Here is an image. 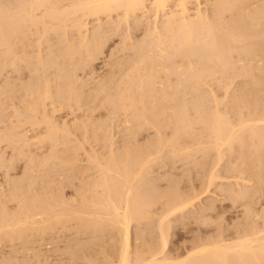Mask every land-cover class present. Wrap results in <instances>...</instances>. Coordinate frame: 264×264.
Returning <instances> with one entry per match:
<instances>
[{
	"label": "rangeland",
	"instance_id": "obj_1",
	"mask_svg": "<svg viewBox=\"0 0 264 264\" xmlns=\"http://www.w3.org/2000/svg\"><path fill=\"white\" fill-rule=\"evenodd\" d=\"M3 0H0V7H2V3H3V6H7V5H9V7H11V6H15V4H14V2L16 3L17 2V0L15 1H13V0H4L3 2H2ZM9 1H11L12 3L10 4V2ZM64 1L65 0H63V2H61V3H64ZM152 0H148V5L150 4L149 2H151ZM173 1V0H172ZM192 1V2H191ZM209 1V2H208ZM197 0V2L194 0H190V2H191V4H189V5H191V7H192V3H193V7L192 8H200V9H202V11H204L205 10V12L204 13H208L209 14V11L210 12H212L210 9H212V1H214V0ZM8 2H9V4H8ZM66 2V1H65ZM196 2V3H195ZM210 2H211V4H210ZM6 3V4H5ZM18 3H19V0H18ZM17 3V4H18ZM175 3V0L172 2V4L171 3H169L170 4V6L171 5H175L174 4ZM13 4V5H12ZM66 4V3H65ZM146 4V5H147ZM151 4H152V2H151ZM150 4V5H151ZM196 4H199V7H198V5H196ZM208 4V5H207ZM210 4V5H209ZM13 6V7H14ZM169 6V7H170ZM8 8V7H7ZM194 9H192L193 11H194ZM197 9H195V10H197ZM209 10V11H208ZM193 11H192V13H193ZM207 11V12H206ZM41 12H39L38 14L39 15H41L40 14ZM119 13V14H118ZM118 13H116V12H114V14H113V12H112V14L108 17V16H106V18H105V16H103V15H99L100 16V18H101V22H100V19L98 20L97 19V16L96 17H94V19L92 18V17H89V18H84L82 21H85V22H90L92 25H90L89 24V26H91V27H89V28H91V30L94 28V25H97L96 23H98L97 22V20L100 22V23H98V24H101V28H102V30H103V35H102V37H103V44H101L99 47H93V49H96V50H94L93 51V49H92V51L91 52H85L84 53V51L83 50H81V53H76L77 55H75V56H77L76 57V59L73 61V60H71V57H70V60L71 61H69V57L67 58V57H65L64 56V58H67L66 60L67 61H69L68 63H67V61L64 59V58H62V61H63V63H62V61H61V58H59V62H61L60 63V65H57V67L56 66H52V68H50L51 66H49L50 65V63H49V65H48V63L47 62H50V61H52L53 59H51V58H53V57H55L56 56V54H53L52 56L53 57H51L50 56V61H47L46 59H44V58H46L45 56H47V59L49 60V58H48V51H50L49 49H53L52 51L53 52H51V53H58V52H60V54H62L61 53V49H62V51H64V49H65V51H66V48L68 47V45L66 46V44L64 43L65 41H67L68 43L70 42V37L72 36H70V37H68L69 39V41L66 39V38H64V34L63 33H60V32H62V31H60V32H58L59 33V35H57V34H53L52 32H50V30H49V28H53V30L55 31V25L52 27V26H50L49 27V25L48 24H50L48 21H47V19H45L44 20V22H43V25H45V21H47V23H46V25L45 26H47V29H46V27H45V29H46V33H43V31H44V26H43V29L41 28L42 26H41V22H38L40 25H36L35 27H36V30L38 29V31H39V34L37 35V32L38 31H36V30H34V25H32L31 27V30H30V32L29 31H27L26 29H25V32L27 33V35L25 34V38L23 37V35H20V37H22V39L20 40L19 38L20 37H18V39L20 40H18L17 39V41L18 42H16V40H14L15 41V43L13 44V47H15V50H14V48L12 47V50L14 51V52H16V54L12 51V50H9V52H11L12 51V53L13 54H15V56L17 55V56H19V59H20V61H21V63H19L20 61H19V59H18V57H17V59L15 60V62L17 61H19L18 63L16 62V64H19L18 65V67H17V65H15L16 67H13L14 65H12L13 63H11V66H9L8 64H10L7 60H9V59H7V57L8 56H6V54L5 53H7V52H5V50H4V55L2 56L1 55V52L3 51V48L5 47H1L2 48V51L0 50V58L2 59V57H3V59H5L4 60V62L5 61H7V63L5 64V65H8V66H5V67H2V64L3 63H1L0 65V69H1V67H2V69L0 70V206H1V208L2 209H0V215H2V214H5V211H6V213L8 212V210H9V214L11 213V216H10V219L11 220H13L14 218V216L12 217V215H14L16 212V216H17V214H18V212H20L22 209H20V208H22V206L24 207V208H26V206H27V203H31V204H33L34 203V205L36 206H34L35 208V210H37L36 211V214H37V217H36V215H33V216H35L37 219H39V220H42V219H40V218H38V217H42L43 215H44V217H45V213H43V215L41 216V215H39L41 212H43L44 211V209H46L47 207V205H48V201H49V203L52 201L53 202V200L54 201H57V199L55 200L54 199V197H56L57 198V195H58V199L60 200L59 201V203H61V200L64 202V204L66 203V204H68V205H66V206H70V207H72L69 211H72L73 209V212H75V211H77V212H75L76 214H71L70 212H67V214H69V216L70 215H72V218H70V217H68V219L70 218V220H67V219H64V220H62V222L64 223L65 222V224L63 225V223L61 222V223H58L57 224V222H56V225H54L53 224V226H57L56 228L54 227V229L52 228V226H48V225H46L45 226V224L43 225H41V224H38V225H35V226H32L34 229L29 233V231H27L28 233H26V235H24L25 237H26V239L25 238H21V240H23L22 242H21V240L20 239H18V237H13L14 239H16L15 241H13V238L11 237V238H9V239H6V237L4 238L2 235V237L0 238L1 240V242H0V264H92V262H93V260L95 261V259H97L95 262H97L96 264H100V263H105V261H106V259H104V256H106L107 258H108V255H110L111 253V255L109 256V259H107V261H106V263L108 262V261H110V259L111 258H115L114 257V255H118V253L120 252L119 250H120V248H121V244H122V241L121 240H119V239H121V238H119V237H121V235H118L120 232V230H118V228L120 229V227L119 226H116V227H114V224H113V222H112V220H111V222L108 220V219H106V217L104 216V215H106V214H102V211L105 209V205H104V208H103V210H101L102 209V207H101V209H100V211H101V213H100V211L98 212L97 210L99 209H97V208H94V206L92 205V207H90L91 205L89 204L88 206L89 207H85V205L89 202L90 203V200H88V201H86L87 203H85L84 201L85 200H87L88 198L89 199H93V200H91V201H93V204L95 203V202H97V201H94V200H97V199H99L100 200V202L101 201H104L105 200V196H107V195H112L113 194V192H111L110 190L111 189H113L114 190V196L115 197H113V195H112V197L110 198V195L108 196V197H106V202H107V198L108 199H112V201H113V199H114V201L115 202H118V201H116L117 199H119V198H117L116 196H117V194L116 193H120V189L122 188V187H120V185L121 186H123L124 185V182L125 181H122L123 180V178L122 177H124V180H126L127 181V178H129V177H127L126 178V176H125V174L126 173H124V172H127V173H129L130 174V171H131V167L132 166H137V163L140 165V163L143 165H141V167L144 169H142V171L143 172H140L141 174H142V176L143 175H145V178H144V176L142 177L143 179H142V181L141 180H138L139 178L138 177H136V179L138 180V182H137V180L135 179V181H136V183L134 182V183H132V185L133 184H135L134 186H132L133 188H134V190L138 187H142V189L145 187V188H147V187H150V188H147L148 190H145V188H144V190H142L141 189V187H140V189L138 190L139 191V193L136 191H134V193H137V194H140L141 193V191L140 190H142V191H146V192H148L149 190V192L150 193H152L151 195L149 194H145L146 196H147V198L148 199H145V198H140L137 194L136 195H134V197L136 196L137 198H138V200L137 199H134V197L132 196V194H131V196H132V198L134 199V200H136L137 202L139 201V198H140V200L142 199V203L144 204L145 202L143 201V199L144 200H149V202H150V200H152L153 201V203L151 204V202H150V204L149 203H145V207H147L146 205H150V207L148 206L145 210H143V207L144 206H141V207H138L140 204H141V202H140V204H139V202H138V208L137 209H139V208H141V210H143L142 211V213L140 214L139 212H138V214L137 215H135L134 216V218H133V220L131 221V226H130V242L132 243L131 244V247L132 246H134L133 247V249H131L132 251L133 250H137V248L140 250V251H143V249L145 248V246H147V244L148 245H151V244H149V243H156V245H158L159 246V244H160V240H162V239H160V235H161V233H160V231H158V229H159V221L161 220L160 219V217L161 216H163L162 214H165V211L167 212V209H165V207L167 208V205H165L166 203H164L165 201L166 202H170L171 204H173L172 203V201H174L175 203L177 202V200H178V197H179V200H180V198H181V196H182V201H187V199H188V201H190L189 200V196H186V195H190V198H191V201L193 202V203H195L193 206H192V208H190L189 206V208L191 209H189L188 207V211H181L180 213H179V211L178 212H175V214H173V215H171L170 217H167V219L165 220V222H167V220H168V225L167 226H169V231H168V229H167V231H168V233H167V231H164V232H166L165 233V237H166V235L168 236V252L167 253H170L171 251L170 250H173L174 252H175V249L177 250H179V252L181 251V249H183V251L185 250V249H188V251H189V249L192 247V245L193 246H195V247H197L198 245L200 246V245H206V244H209V243H223V241H224V243L225 242H232L233 240H236L237 238H239V237H242L241 235H243V236H245L246 235V233L247 232H250L251 234H254L255 232H258L261 228H264V167H262V166H260L259 168H263V170H262V172H261V169H256V168H254V166H257V168H258V165H257V163L258 164H261L260 162H259V157L258 158H256V156H254V154H253V157L252 158H256L257 160H258V162L254 159V160H252V161H256L257 163H255V162H252V164L253 163H255L256 165H254L253 167L251 166V164H250V162L251 161H249V163L247 164V162H246V164H247V166L245 165V164H243L242 163V160H241V158L240 159H238V157L236 158V156H237V154L239 155V153H240V157H242V156H245L246 154L245 153H247V155L249 156V154H248V150L246 151L245 149H246V147H247V149H248V147L250 148V147H252L251 145H252V143H257V141H255L257 138H252V136H251V138H249V136L248 137H244L242 134V137H244V139L245 140H248L249 139V141L250 142H245V144H246V147H244L243 146V148H239L238 149V147H237V149H236V145H237V143L236 142H234V144L236 143V145L234 146V144H233V146H234V148H233V146H232V148H231V152L228 150H226L225 151V148L227 147V146H225V148L223 149H221V151H223L222 153H220V155L219 156H217L218 155V153L220 152V150H219V152H216L215 150L216 149H214L213 150V152L212 151H208V154H207V151H206V148H204L207 144H208V141H209V139L207 140V138H208V136H206L207 134L206 133H208V132H206L205 133V131L207 130V129H205V126H201L200 124L202 123V121L200 122L199 120H198V118H200L199 116H200V114H199V116H198V118H197V110L199 111L200 109H201V113H203V111L205 112V115H206V113H213L214 112V109L217 107L216 105H219L220 104V106H219V108H221L220 110H222L221 111V113L223 114V115H221L220 114V110H218V111H215V115L214 114H210L211 115V117L214 115L215 117H217V112H219V114L223 117V116H226V115H228V116H226L227 117V119H228V117L229 116H231V117H229V121L230 122H228V121H226L227 123H228V125H230L231 124V122H233L234 124H232V125H230V126H235V125H237V124H239L240 122L238 121V120H240V118H239V116L241 117L242 115H243V117H241V119L243 118V119H249L248 117H247V114H249V109L247 108V112L245 111L246 110V105L245 104H243V102H241V103H239V104H241V105H239L238 104V106H241L240 107V109H236L237 108V106L235 107V104L237 105V103L239 102V101H237L236 102V97L237 98H239L240 97V95L242 96V95H244V94H242V92L245 90L246 92H248L247 90H248V88L249 87H253L252 88V90L254 89V86H250V85H252V84H249V82L251 83V81H249L248 79H249V76H247V75H245V74H243L242 73V69H239V68H244L243 66H240L241 65V62L239 61V60H237L238 59V57H236V54H237V56H238V52H236V53H234L233 55H234V57H233V59L231 58L229 61H232V63H230V64H234V63H236V65L237 64H239V66L237 65V67H236V65H235V67H234V65H233V67H232V65H228V66H231L230 68L229 67H227V71L228 72H226V73H224L223 74V77H222V74H220V73H217L215 76H214V74H213V76H209L208 78H205L204 79V82H199V79L197 80L198 82H195L194 80H192L193 81V83L192 82H189V81H187V83H192L193 85H194V83H196L195 85L197 86V85H199V84H201L202 83V85H199V86H201V87H192L193 85H190V84H187V83H185V84H187V86H185L184 85V87L185 88H191V89H193V90H189L188 89V91L185 89V88H183L182 87V89H185V91H181L184 95H182V94H180V93H178L179 94V96L180 95H182V97L180 96H178V94H176L177 95V97L178 98H181L180 100H182V101H179L178 99H177V101L179 102V103H181L182 105H184V107H185V104L186 105H188V106H186V107H188V110H187V108H186V110L188 111H186L185 110V115H186V112H187V114L189 115V114H191L194 110L193 109H190V108H195L196 106L195 105H193L192 104V101H193V103L195 104V103H197L196 105H201V104H203V105H201V107H205L204 109L203 108H201V107H199L200 109H198L197 108V110H195V112H196V114H195V112H193L196 116H195V118H194V115H193V121L195 122V120L196 121H199V122H197V124H195L193 121H191V116L192 115H190V116H187L188 117V120H189V118H191L190 119V122H193L194 124H192L191 125V123H190V125H188V127L187 128H189V127H191L192 126V130H194V131H192L191 130V132H192V134L193 135H195V133H197L198 135H199V133H201L200 135H202L201 137H198V138H194L195 140H196V143H198L197 141L198 140H200L201 138L203 139V136H204V138H205V136L207 137L206 138V140H207V142H203V144H202V141H206V140H200L201 141V143L199 142L198 144H196L195 143V141H194V139H193V136H192V134H190L191 132H188L187 130L188 129H186L185 131H183L181 134L183 135L184 133H186V136H188V135H190L189 137H191L192 136V139L190 138V139H188V138H186V136H185V134L183 135V136H185V137H183V139L186 141V142H188V141H192L191 143H193V141H194V144L195 145H201V146H195L194 144H192V145H194V147L196 148V149H199V150H196V152L195 151H191V149L193 148L194 150H195V148L191 145V147L192 148H189L190 146H188V148L190 149V151L189 150H187L188 152H190V153H188L189 155H188V157H187V151H185V152H179V150L180 149H182L183 147L181 146L180 147V149L178 148V146L177 147H175L174 148V145L172 144L171 146H172V149L174 148V149H177L178 148V150L176 151V150H174L176 153H175V156L174 155H172L171 153L172 152H174V151H172V149H171V146L169 145V143H168V145L170 146L169 148H170V154L173 156V157H171V155L170 156H168V151H169V148H168V145L166 146H164L163 148H162V145H160V143H156V146H155V142H157L158 141V139L156 140H154V138H153V136L154 137H156V134H157V132L159 133V128L160 127H162L161 129H162V132H161V129H160V133L159 134H162L163 132H165V133H163V135L161 136V135H159L158 134V138L160 139V140H162V138H164L163 139V142H167L166 141V137H167V135H169L167 138V140L169 141V139L170 140H174L175 138L174 137H172L171 135L173 134V135H175L176 134V132H174V131H176V125L174 124L176 121H178V119L176 120V121H174L173 120V118H178V117H176V116H178V115H175V117H173V115H174V113H178L177 112V110H175L176 108H173V104L172 103H166L167 105L168 104H170V105H168V108H170L171 109V107H172V109H174V111L175 112H173V110L172 111H168V112H170V114L166 111V114H165V116H163V117H160V116H158V115H156L157 117H159L158 119L159 120H157V121H159L158 123H157V121L155 122V120L157 119V118H155V119H153L154 117H156L154 114H152V115H150V116H152L153 117V115H154V117L152 118H150V119H152V123H151V125L153 124V123H156V125L154 126V125H152V126H149V129H148V126L146 125V124H143V123H145V120L143 121L142 119H143V117H135L136 119H138L137 121L135 120V121H133L131 118H133L134 119V116L132 117V116H128L127 114L129 113V111L131 110V109H127V113H126V115H127V117H131L130 119L129 118H127V117H125L126 115L125 114H122V112H124V110H122V112L119 110V114L117 115V116H120V117H117L116 115H115V112L119 109V105H118V101L115 99V98H113V99H115L116 101H114V102H112V103H110L111 101H113V99L111 100V98H109L111 95H110V91H112V92H117L118 90H121L120 89V85H119V83L117 84V81H118V79L120 80V78L122 79V77L120 76V71L122 70V68H124V67H122V68H120L119 67V64L120 63H124V66H126L125 68H124V70L122 71L123 72V75L127 72V74L129 73V72H131V70L132 69H130V67L131 68H133L134 70H132L133 72L132 73H134L135 74V76L136 77H138V75H136L137 73H135V71H137V68H136V70H135V68H134V63L133 62H131V63H133V66H131L132 64H130V61L129 60H131V58H133V56L135 55V54H137V53H135L136 52V50L135 49H137V46H138V44L140 45L141 43L140 42H142V39H143V41H144V39H145V42H146V40L149 42L150 40V38L151 37H149L150 36V34H151V32H150V30H149V27L150 26H153L154 27V18L153 17H151V16H149V15H151V12H150V14L149 13H147V14H149L148 16H149V18L147 19V18H145L144 17V20L141 18V20H139L140 18V16L139 17H136V18H126L125 16H123V13L120 11V12H118ZM121 14V15H120ZM211 14V13H210ZM81 15V14H80ZM106 15V14H105ZM108 15V14H107ZM120 15V16H119ZM227 15V14H226ZM225 15V17H226V19L224 20V21H226L227 19L229 20V13H228V15L226 16ZM123 16V17H122ZM82 17V16H81ZM83 17H85L84 15H83ZM108 17V18H107ZM121 17V19H119ZM124 17H125V19L127 20V21H125V19H124ZM228 17V18H227ZM90 18H92V19H90ZM97 20H96V19ZM105 18V19H104ZM111 20H110V19ZM119 19V20H116V19ZM139 18V19H138ZM79 19H81V18H79ZM79 19H77V20H79ZM134 20V22H133V20ZM139 20V21H136V20ZM149 20L150 22H151V25L150 24H147V23H150L149 21H145V20ZM95 20V21H94ZM106 20H107V22H106ZM131 22H129V21ZM162 20V19H161ZM228 20L226 21V22H228ZM259 20V19H258ZM257 20V21H258ZM109 21H111L109 24H108V22ZM117 21V23H115ZM122 21H124V22H122ZM140 21H142V22H140ZM144 21V22H143ZM263 21V20H262ZM94 23V25H93V23ZM140 23V25L139 26H137V23ZM147 22V23H146ZM253 22V21H252ZM260 22H261V20H260ZM259 22V23H260ZM104 23V24H103ZM118 23H121V24H118ZM144 24V25H146V26H142V24ZM153 23V24H152ZM254 24H256V20H254V22H253ZM253 23H251V24H253ZM102 24H103V27H102ZM106 24V25H105ZM109 26H108V25ZM125 24L127 25V26H125ZM132 24V25H131ZM159 25H160V22L158 23ZM253 24V25H254ZM51 25V24H50ZM120 25V26H119ZM134 25V26H133ZM148 25H149V27H148ZM224 25H225V22H224ZM41 26V27H40ZM93 26V27H92ZM98 26V25H97ZM113 26V27H112ZM118 27L117 29H115L116 27ZM124 26V27H123ZM134 28V30H133V28ZM49 27V28H48ZM56 27H57V25H56ZM107 27V28H106ZM110 27H112V28H114V29H112V28H110ZM120 27V28H119ZM122 27V28H121ZM126 27V28H125ZM128 27V28H127ZM137 27V28H136ZM264 27V26H263ZM262 27V28H263ZM30 28V27H29ZM28 28V29H29ZM59 28V27H58ZM109 28V29H108ZM123 28H124V30H123ZM132 28V29H131ZM105 29V30H104ZM111 29V30H110ZM125 29H127V30H125ZM146 29H148V31L150 32V33H147L148 31L146 30ZM42 30V31H41ZM56 30H58L57 28H56ZM107 30V31H106ZM119 30V31H118ZM120 30H122V31H120ZM132 30V31H131ZM136 30V31H135ZM153 30V28L151 27V31ZM264 30V29H263ZM112 31H114V32H112ZM117 31H118V33H117ZM125 31V32H124ZM147 31V32H146ZM35 32V34H32V33H34ZM42 32V33H41ZM49 32V33H48ZM56 32V33H57ZM118 34H116V33ZM108 33V34H107ZM125 33V34H124ZM30 34V35H29ZM45 34V35H44ZM61 34L63 35V36H61ZM110 34L112 35V36H110ZM129 34V35H128ZM146 34H147V36L149 37L148 39H146L147 38V36H146ZM29 35V36H28ZM43 37H42V36ZM108 37H107V36ZM121 35H123V36H121ZM31 36V37H30ZM128 36H130V37H128ZM30 37V38H29ZM42 37V38H41ZM106 37V38H105ZM28 38V39H27ZM60 38V39H59ZM108 38V39H107ZM16 39V38H15ZM24 39V40H23ZM63 39H65V41L63 40ZM72 39H73V37H72ZM22 40H23V43L21 44V43H19V42H22ZM30 42H29V41ZM63 41V43H62V41ZM255 40V39H254ZM101 41H102V38H101ZM100 41V42H101ZM104 41H106V42H104ZM138 41H140V42H138ZM257 41L259 42L260 40H258V39H256V41H254V43H257ZM124 43L123 45H122V43ZM128 42V43H127ZM133 42H134V44H133ZM144 42V44L146 45L147 43H145ZM252 42V40L250 41V43ZM16 43H19V44H17L16 45ZM26 43V44H25ZM30 43V44H29ZM102 43V42H101ZM138 43V44H137ZM249 43V44H250ZM253 43V42H252ZM29 44V45H28ZM132 44V45H131ZM143 44V43H142ZM142 44L140 45V47L142 46ZM14 45H16V46H14ZM63 45V46H62ZM64 45L66 46V47H64ZM127 45V46H126ZM133 45H134V48H133ZM251 45V44H250ZM3 46V45H2ZM25 46V47H24ZM53 46V47H52ZM122 46V47H121ZM130 46V47H129ZM147 46V45H146ZM146 46H144V47H146ZM19 48V49H17V48ZM52 47V48H51ZM62 47H64V48H62ZM102 47H103V49H102ZM128 48V49H126V48ZM140 47H139V49H140ZM143 47V48H144ZM0 48V49H1ZM6 48V47H5ZM24 48H25V51H24ZM60 48V49H59ZM125 48V49H124ZM132 48V49H131ZM142 48V49H143ZM247 48H248V46H247ZM249 48H250V46H249ZM21 49V50H20ZM134 49V50H133ZM141 49V50H142ZM145 50H147L148 49V47L147 48H144ZM8 50V49H7ZM17 50H20L21 51V53H20V51L19 52H17ZM59 50V51H58ZM99 50V51H98ZM101 50V51H100ZM144 50V51H145ZM65 51H64V53L63 54H66L65 53ZM135 51V52H134ZM138 51H140V50H138ZM137 51V52H138ZM7 53V55H11L12 53ZM40 52V53H39ZM83 52V53H82ZM96 53V54H94V56H92V55H90V56H92V57H89L88 58V56H89V54L90 53ZM100 52V53H99ZM134 52V53H133ZM24 53V54H23ZM28 53V54H27ZM86 53L88 54V55H86ZM144 53H146V51L144 52ZM143 53V50L138 54L139 56H140V54L142 55V54H144ZM3 54V53H2ZM11 55L12 57L14 56V55ZM21 54H22V56H21ZM26 54V55H25ZM50 54V53H49ZM59 54V53H58ZM83 54H85V55H83ZM134 54V55H133ZM35 55H40L38 58H37V56H35ZM43 57H42V56ZM78 55H79V57H78ZM84 57H83V56ZM96 55V56H95ZM136 56L135 58H138L139 56ZM251 55H253V54H251ZM250 55V56H251ZM2 56V57H1ZM4 56H6L5 58H4ZM143 56V55H142ZM250 56L248 57V56H246V57H248V58H250ZM25 57V63H24V60H23V58ZM29 57H31V58H29ZM34 57H36L38 60L39 59H41L40 57H42V60H40V61H42L41 63H39L40 65L42 64V65H44L45 63H43L45 60L47 61H45L47 64V66H49L48 68H46L45 66H42V67H44V68H42L39 64H38V62H40V61H38L36 58H34ZM58 57V56H57ZM60 57V56H59ZM72 57H74V55L72 56ZM80 57L81 58H83V59H80ZM11 58V57H10ZM14 58V57H13ZM12 58V59H13ZM26 58H28L27 60H26ZM33 58V59H32ZM77 58L80 60H77ZM88 60H87V59ZM139 58H141V56L139 57ZM236 60H235V59ZM2 59V60H3ZM15 59V58H14ZM36 59V60H35ZM85 59V60H84ZM94 59V60H93ZM65 60V61H64ZM83 60H84V62H83ZM91 60H92V62H91ZM133 61H135V64L137 63V66H138V61L140 60V59H137V62H136V59L134 60V59H132ZM131 60V61H132ZM173 60V59H172ZM171 60V61H172ZM175 60H176V58H175ZM178 60V59H177ZM177 60L175 61V63L177 62ZM247 59H245L244 60V62H242V64L244 63L245 65L247 64V62L248 61H246ZM1 61V60H0ZM11 61V60H10ZM13 62H14V60H12ZM75 61H77V62H75ZM87 61V62H86ZM121 61V62H120ZM129 63H128V62ZM171 61H168L167 60V62H171ZM174 61V60H173ZM179 61V60H178ZM236 61V62H235ZM23 62V63H22ZM91 62V63H90ZM127 62V63H126ZM167 62H166V64H167ZM184 62V61H183ZM238 62V63H237ZM246 62V63H245ZM26 63H29V64H26ZM36 63L38 64V66L36 65ZM116 63H117V65H116ZM171 63H173V62H171ZM178 63V62H177ZM187 62H185V63H182L181 65L183 66V64L185 65ZM27 65V66H23V65ZM32 64H34L35 66H37V68L35 67V66H33ZM71 64V65H70ZM74 64H80V65H82V68H80L81 66L80 65H74ZM85 64V65H84ZM90 64V65H89ZM201 64L202 63H200V67H201ZM32 65V66H31ZM123 64H121L120 66H122ZM128 65L130 66V67H128ZM170 65V67L172 66V64H169ZM176 65H178V64H176ZM180 64H179V66H181ZM3 66H4V64H3ZM40 66V67H39ZM149 66V65H148ZM147 66V67H148ZM186 66V65H185ZM188 66V65H187ZM22 67V68H21ZM24 67V68H23ZM29 67H30V69H29ZM67 67H68V69L70 70H68L67 69ZM70 67H71V69H70ZM73 67V68H72ZM75 67V68H74ZM150 67V66H149ZM199 67V66H198ZM199 67V68H200ZM15 68V69H14ZM33 68H35V69H33ZM67 70H66V69ZM198 68V69H199ZM203 68V67H202ZM233 68H235V71L233 70ZM237 68V69H236ZM19 69V70H18ZM64 69V70H63ZM74 69H75V71H74ZM78 69V70H77ZM197 69V68H196ZM201 69V68H200ZM199 69V70H200ZM230 69V70H229ZM232 69V70H231ZM56 70V71H55ZM67 72H66V71ZM126 70V71H125ZM147 70V69H146ZM204 69H202L201 71H203ZM239 70V71H238ZM241 70V71H240ZM62 71H63V73H65V74H62ZM69 71V72H68ZM72 71V73H71V75H70V72ZM76 72V73H74V72ZM141 71V70H140ZM200 71V72H201ZM121 72V73H122ZM125 72V73H124ZM139 72V71H138ZM205 72H207L206 70H205ZM204 71L201 73L202 75L200 76V74H199V76L201 77V79L200 80H202L203 81V73L204 74H206ZM233 72V74H231ZM235 72V73H234ZM236 72H238V73H240L239 75L241 76V74H242V77H239V76H237L238 75V73H236ZM74 73V74H73ZM141 73V72H140ZM140 73H138V74H140ZM199 73V72H198ZM57 74V75H56ZM60 74H61V76H60ZM126 74V75H127ZM207 74H209V73H207ZM70 75V76H69ZM122 75V74H121ZM122 75V76H123ZM129 75H130V73H129ZM211 75H212V73H211ZM228 75H230V76H228ZM232 75V76H231ZM234 75V76H233ZM63 76H65V77H63ZM68 76L69 77H72L71 79L73 80L72 82H71V84H74L73 86H71L70 84V87H69V89H68V87L65 85V84H67V83H65V82H67L68 80H66V77L68 78ZM125 76V75H124ZM124 76H123V79L122 80H124V82L126 81V78H128V76H126L125 78H124ZM163 76V75H162ZM161 76V77H162ZM174 76V75H173ZM173 76H171L170 77V81L172 82V84H175V82L177 81V76L175 77L174 76V78L175 79H173ZM205 77L206 76H208V75H204ZM245 76V77H244ZM246 76H247V79H246ZM60 77V78H59ZM219 77V78H218ZM63 78H65V79H63ZM220 78H226V79H224L223 81H222V79L220 80ZM228 78V79H227ZM71 79H69V82H70V80ZM110 80V79H112V80H110V81H107V80ZM217 79V80H216ZM220 81H219V80ZM66 80V81H65ZM122 80H120V81H118V82H121ZM128 80H130V81H132L131 79H129L128 78ZM128 80L126 81V83H124V86H125V89H126V85H128V84H130V81H129V83H128ZM137 80V79H136ZM157 80V82H156V84L157 83H159L158 82V79H156ZM169 80H164V82L163 83H165V81H166V83H167V81H168V83H169ZM250 80H251V78H250ZM36 81H38V82H36ZM42 81H44V82H42ZM46 81H47V83H46ZM112 81V82H111ZM115 81V82H114ZM162 81H163V79H162ZM247 81H249V82H247ZM40 82H42V83H44V87L41 85L42 83H40ZM68 82V83H69ZM103 82H105V83H103ZM107 82H111V84L112 85H108L109 83H107ZM171 82L169 83V85L171 84ZM174 82V83H173ZM40 84L39 86L37 85V84ZM84 83V84H83ZM101 83L103 84V85H101ZM168 83L164 86V88L166 89V90H168ZM36 84V85H35ZM48 84V85H50V86H48V87H51V89L52 90H50V91H53L54 92V98L52 97L51 99H53V100H49V101H53V103L52 102H48V100H47V102H48V105H47V103H46V108H47V110H46V113H47V111L49 110L50 111V113H49V111H48V114H44L43 112H42V110L40 111V112H42V114H44V115H42V114H40V112L38 111V113L36 112V113H34V112H32V113H30V111L29 110H31L30 109V107L29 106H31L32 105V102L33 101H36V98H37V96H38V93H41V92H43L44 91V89H45V87H46V85ZM81 84V85H80ZM98 84V85H97ZM108 85V88L107 87H104V85ZM121 84H122V82H121ZM126 84V85H125ZM136 84V83H135ZM155 84V85H156ZM162 84V82H160V85ZM171 84V85H172ZM64 85V86H63ZM68 85V84H67ZM100 85L101 86H103V87H101V88H103V89H101L100 88ZM105 85V86H106ZM113 85H115V86H113ZM133 86H135L134 84H132ZM155 85H153V86H155ZM168 85V86H167ZM188 85H190L191 87H189ZM31 86V87H30ZM38 86V87H37ZM65 86L67 87V88H65ZM82 86H83V88H82ZM97 86V87H96ZM114 88H113V87ZM118 86H119V88H118ZM122 86H123V84H122ZM123 86V87H124ZM132 86V87H133ZM167 86V87H166ZM247 86V87H246ZM249 86V87H248ZM35 87H37V89L35 88ZM40 87V88H39ZM41 87H42V89L43 90H41ZM72 87V88H71ZM73 87L74 88H77L78 90H76L75 89V91H74V93L76 92L77 94L80 92V96H81V99H80V101H79V103H81V104H77L78 103V101H76L77 99H79V98H72V99H76V100H70L71 99V97L74 95V93H73V95L71 96V95H69V94H65L64 92H63V89H64V91L65 90H67V92L66 93H68L69 91H72V89H73ZM94 87H95V89H94ZM112 87V88H111ZM158 87V88H157ZM159 87L160 88H162L163 86H159L158 84L156 85V89H157V91H158V89H159ZM33 88H35V91L36 90H39L40 89V92H37L36 93V95L34 94L35 92H34V89ZM97 88L99 89V90H97ZM110 88V89H109ZM122 88V87H121ZM134 88V87H133ZM196 88H198V89H196ZM200 88V89H199ZM243 88H244V90H243ZM251 88H249L250 89V91H251ZM28 89V90H27ZM103 90H106V91H103L104 93L102 94V91ZM108 89V90H107ZM112 89V90H111ZM135 90L133 91V93H135V92H137V94L135 93V97L136 96H138V94H141L140 92H143L142 91V89L140 90V89H136V87L134 88ZM147 89V88H146ZM149 89V88H148ZM152 90H151V92H152V94H155V93H153V92H156V93H159L160 91H161V89H160V91L159 92H157L156 90H155V88H151ZM153 89L155 90V91H153ZM247 89V90H246ZM33 90V91H32ZM74 90V89H73ZM93 90V91H92ZM97 90V91H96ZM140 90V91H139ZM162 90H164L163 88H162ZM166 90H164L165 92H166ZM204 90H206V91H204ZM238 90H239V92H238ZM254 90H256V89H254ZM91 91L93 92V93H91ZM101 91V92H100ZM123 91H125V90H121V92H123ZM169 91H171L170 89H169ZM174 91V90H173ZM178 91H180V89L178 90ZM189 91H191V92H189ZM203 91V92H202ZM208 91V92H207ZM235 91V92H234ZM258 91V90H257ZM31 92H34V93H31ZM53 92H51V95L53 94ZM82 92V93H81ZM88 92H90L91 94H94V92H99V93H95L94 95H90V94H88ZM111 92V94H112V96H114L113 94L114 93H112ZM163 92V91H162ZM172 92V91H171ZM175 92V91H174ZM186 92V93H185ZM190 93V95H188V93ZM194 92V93H193ZM211 92V93H210ZM255 91H253V92H251V93H249L248 92V95H247V93H245L246 95H245V98H244V100H243V98H242V101H244V103L246 102L245 101V99L246 98H249L251 95H249V94H253ZM262 92H264V91H262ZM63 93L65 94V95H63ZM108 93V94H107ZM117 93H120V91L119 92H117ZM205 93V95H206V93L207 94H210V96L209 95H206L207 97H205V95H203ZM212 93H215V94H217L216 95V97L212 94ZM237 93H239V94H237ZM258 93H261V92H255V94H258ZM32 96H31V95ZM34 94V95H33ZM72 94V93H71ZM100 94V95H99ZM106 95L105 96V98H103L102 97V95ZM170 94V93H169ZM172 94H173V92H172ZM192 94H194V95H192ZM201 95V97H200V95ZM264 94V93H263ZM262 94V96H264ZM67 95H68V97L69 96H71V97H67ZM78 95V96H79ZM99 95V96H98ZM229 95V96H228ZM230 95H231V97H230ZM235 95V96H234ZM237 95V96H236ZM34 96V97H33ZM76 96V95H75ZM77 96V97H78ZM86 96H87V98H86ZM109 96V97H108ZM116 96V95H115ZM140 96V98H141V95H139ZM139 96L136 98V99H139ZM196 96H197V98H196ZM229 97V99H228V97ZM234 98H233V97ZM253 96H254V94L252 95V97H250V99H251V101H252V98H253ZM256 96V95H255ZM254 96V97H255ZM261 95H259L258 94V96H256V97H258L257 99H259V97H260ZM66 97L68 98V100L66 99ZM84 97V98H83ZM94 97V98H93ZM95 97H97V98H95ZM185 97V98H184ZM192 97H193V100H192ZM210 97V98H209ZM214 97V98H213ZM224 98L223 100H224V104L223 103H221V102H223V100L221 99V102L220 103H216L214 100L216 99V100H220V98ZM242 97H244V96H242ZM107 98H109V99H107ZM151 98V97H150ZM195 98V99H194ZM200 98H202L203 100H206V101H203L202 99V102H200L201 100H200ZM227 98V99H226ZM261 98V97H260ZM32 99H34L33 101H32ZM233 99V100H232ZM239 99H241V97L239 98ZM249 99V100H250ZM253 99H256V98H253ZM256 99V102H254L255 104H258V105H260V104H262L261 102H262V100L264 101V97H262V99H261V102H259L260 101V99L259 100H257ZM56 100V101H55ZM111 100V101H110ZM141 100V99H140ZM139 100V101H140ZM147 99H145V101L143 100V101H141V102H144V103H142L141 104V106H144V104L146 105V106H144L145 108L146 107H148V105L150 104V106L152 107V102L150 101V99L148 100V102H151V103H146L147 101H146ZM185 100L187 101V102H185ZM197 100V102H194V101H196ZM219 100H218V102H219ZM232 100V101H231ZM238 100V99H237ZM246 100H248V99H246ZM248 100V101H249ZM104 101V102H103ZM159 102H157L158 104L160 103V100H158ZM176 100H175V104H176V102H177ZM213 101V102H212ZM229 101V102H228ZM231 101V102H230ZM236 102V103H234L233 104V102ZM250 101V102H251ZM254 101V100H253ZM253 101H252V103H253ZM116 102V103H115ZM164 101H162L161 100V103L159 104V106H161V107H159L158 105L157 106H155L156 108H155V110H151L153 113L155 112V114H157V112H158V114L159 113H162L163 114V112L165 113V110L164 109H166V104H165V106H163L164 105V103H163ZM183 102H184V104H183ZM189 102V103H188ZM215 102V104H212V103H214ZM258 102V103H257ZM35 103V102H34ZM55 103V104H54ZM106 103H108V104H106ZM113 103L115 104L114 106H116V105H118V108L117 107H113L112 105H113ZM191 103V104H190ZM231 103V104H230ZM264 103V102H263ZM102 104V105H101ZM110 104V105H109ZM148 104V105H147ZM163 104V105H162ZM171 104H172V106H171ZM174 104V105H175ZM221 104L223 105L222 107H221ZM228 104H230V105H228ZM233 104V105H232ZM27 105H29L28 107H27ZM80 107H79V106ZM124 105V104H123ZM123 105H121V107H124ZM177 105V104H176ZM175 105V106H176ZM179 105V104H178ZM182 105H179L178 106V108L180 109V106H182ZM193 105V106H192ZM206 105V106H205ZM209 105V106H208ZM216 106V107H214V106ZM225 105H227V106H225ZM232 105V106H231ZM242 105H244V106H242ZM105 106V107H104ZM108 106V107H107ZM111 106V107H110ZM128 106V105H127ZM127 106H125V107H127ZM163 106V107H162ZM170 106V107H169ZM208 106V107H207ZM211 106V107H210ZM225 106V107H224ZM262 106H264V104H262L261 106H260V109L261 110H263L264 109V107H262ZM107 107V108H106ZM130 107H132V106H130ZM140 107V106H139ZM143 107V108H144ZM159 107V108H158ZM190 107V108H189ZM198 107V106H197ZM213 107V108H212ZM245 108L244 109V111H245V115H246V117H245V115L244 114H241V115H237V113H238V111L237 110H241L242 108ZM29 108V109H28ZM110 108H111V110H110ZM117 108V110L115 111V109ZM129 108V107H128ZM137 108H138V104H137V106H136V110H137ZM141 108V107H140ZM139 108V110H143V108H141L140 109ZM144 108V109H145ZM154 108V107H153ZM161 108H162V110H161ZM164 108V109H163ZM208 108V109H207ZM218 107L216 108V109H219ZM223 108H224V110H223ZM263 108V109H262ZM112 109H114V110H112ZM121 109V108H120ZM148 109V108H147ZM147 109H145V110H147ZM151 109V108H150ZM158 109V110H157ZM196 109V108H195ZM202 109H203V111H202ZM234 109V110H233ZM110 110V111H109ZM129 110V111H128ZM135 110V108H134V112L136 111ZM139 110H137L138 112H141V111H139ZM145 110H143V111H145ZM149 110V109H148ZM159 110H161V111H159ZM164 110V111H163ZM169 110V109H168ZM189 110H190V113H189ZM193 110V111H192ZM29 111V112H28ZM112 111V112H111ZM133 111V110H132ZM230 113H229V112ZM243 111V110H242ZM108 112H110V113H108ZM131 112V111H130ZM152 112H150V110H149V113H152ZM223 112H225V113H223ZM25 113H27V114H25ZM30 113V114H29ZM113 113V114H112ZM116 113H118V112H116ZM125 113V112H124ZM131 113H133V112H131ZM131 113H129L130 115H133V114H131ZM136 113V112H135ZM200 113V112H199ZM240 113H241V111H240ZM247 113V114H246ZM161 114V115H162ZM169 114V115H168ZM235 114V115H234ZM50 117H49V116ZM112 115H113V118H112ZM115 115V116H114ZM123 115V116H122ZM168 115V116H167ZM202 115V114H201ZM204 115V113H203V116H205ZM237 115V116H236ZM26 116H30L31 117V120L33 121H29V119H30V117L28 118V117H26ZM46 116H48L47 118H49L48 119V121H50V122H48V121H46L47 120V118L45 119V121H43L42 119H43V117H46ZM108 116H109V119H108ZM122 116V117H121ZM207 116H208V114H207ZM24 117L25 118H28L27 119V122H26V119H24ZM170 117H173L172 118V122H170L171 124L170 125H168L167 124V122H168V120L167 119H169ZM184 117V116H183ZM186 117V118H187ZM219 117V116H218ZM128 120L129 119V124H128V121L126 120V119ZM140 118H142V119H140ZM163 118V120H161ZM164 118H167V119H164ZM202 118V117H201ZM200 118V120H202ZM205 118H207L206 116H205ZM220 118V117H219ZM234 118V119H233ZM237 118H238V120H237ZM34 119V120H33ZM41 119V120H40ZM106 119V120H105ZM39 120H40V123H39ZM117 120H121V122H118ZM122 120H124V122H122ZM141 122H140V121ZM170 120H171V118H170ZM203 120H204V118H203ZM211 120H212V118H211ZM222 120H223V122H224V120H226V119H223L222 118ZM36 121H38V122H36ZM43 121V122H42ZM115 121V122H114ZM125 121H126V123H125ZM167 121V122H166ZM234 121H236V123L234 122ZM32 122V123H31ZM37 124H36V123ZM103 123V125H102V123ZM105 122H107V127H106V123ZM111 122H113L112 124H111ZM151 122V121H150ZM164 124H163V123ZM226 122H224V123H226ZM237 122H239V123H237ZM100 123V124H99ZM116 123H118V124H116ZM141 123V124H140ZM166 123V124H165ZM200 123V124H199ZM226 123V124H227ZM33 126H32V125ZM109 124H111L110 126H109ZM131 124H132V126H131ZM138 124V125H137ZM160 124V125H159ZM162 124V125H161ZM173 124L175 125V126H173ZM222 124V123H221ZM226 124H225V126H226ZM105 125V127H106V129L104 130V126ZM121 125H123L122 127H119V126H121ZM135 125L137 126V128L135 127ZM139 125H143L142 127L144 128L143 130H142V127H140ZM160 127H159V126ZM171 125H172V127H171ZM196 125V126H195ZM53 128H52V127ZM99 126H102V127H99ZM146 126H147V128H146ZM158 126V127H157ZM163 126H165V127H163ZM199 128H198V127ZM96 127H97V134H96ZM99 127V128H98ZM110 127V128H109ZM113 127V128H112ZM138 130L139 128L141 129H139L138 131L139 132H137V130L135 129V128ZM202 127H204L203 129H205V130H203L202 129ZM100 128H101V132H100ZM112 128V129H111ZM117 128V129H116ZM118 128H119V130H118ZM122 128V129H121ZM131 129V132H130V129ZM133 128V129H132ZM151 128V129H150ZM175 128V129H174ZM53 129V130H52ZM95 129V130H94ZM110 129V130H109ZM155 129V130H154ZM158 129V130H157ZM164 129H165V131H164ZM172 129H174V130H172ZM191 129V128H190ZM189 129V130H190ZM202 131H204V133L206 134H202L203 132H201V130ZM50 130H52V131H54L55 133H51V131ZM56 130V131H55ZM104 130V132H107V131H109L110 132V134H105L104 132H102ZM107 130V131H106ZM170 130H172V131H170ZM197 130V131H196ZM200 131V132H199ZM11 132H14V133H12L11 134ZM109 132H107V133H109ZM156 132V133H155ZM175 134H174V133ZM187 132H188V134H187ZM5 133V134H4ZM47 133H48V135H47ZM99 133H101L102 135H100ZM111 133H112V135H111ZM172 133V134H171ZM245 134H248V133H246V132H244ZM4 134V135H3ZM10 134V135H9ZM18 134V135H17ZM20 134V135H19ZM49 134H51L50 136H52V134L54 135L53 137H51L50 138V136H49ZM93 134H96V135H98L97 137H95V135H94V137H93ZM135 134V135H134ZM197 134H196V136H197ZM9 135V136H8ZM15 135V136H14ZM43 135H45V136H43ZM46 135H47V137H46ZM104 135V136H103ZM108 135V136H107ZM110 135V136H109ZM199 135V136H200ZM19 136H25V140L23 139L22 140V138L20 137V139L18 138ZM40 136H42V137H40ZM89 136H90V139H89ZM111 137V138H107V137ZM134 136V137H133ZM165 136V137H164ZM8 137V138H7ZM11 138V140H10V138ZM40 137V138H39ZM44 137V138H43ZM97 138L96 140L95 139H92V138ZM100 137V138H99ZM104 137H105V139H104ZM169 137H171V138H169ZM195 137V136H194ZM13 138H17V139H15L16 141L15 142H11V141H14V139ZM49 138V139H48ZM108 140H107V139ZM129 138V139H128ZM13 139V140H12ZM53 139H55V141H53ZM111 139H112V141H111ZM129 140V142H130V140H132V142L133 141H136L134 144H135V147H137L136 146V144L138 145V147L137 148H135L134 147V144L132 143V142H128V140ZM135 139V140H134ZM187 139H188V141H187ZM198 139V140H197ZM251 139H254L253 141H251ZM10 140V141H9ZM19 140H22L21 142H18ZM102 140H104V141H102ZM106 140H107V142H106ZM147 140H148V142H147ZM152 140H154L153 141V143H152ZM165 140V141H164ZM99 141V142H98ZM106 144H105V143ZM109 142V143H108ZM111 142H113V143H111ZM152 144H151V143ZM159 142V141H158ZM183 142V141H182ZM108 143V144H107ZM116 143V144H115ZM126 143H127V145H126ZM132 143V144H131ZM146 143V144H145ZM149 143V144H148ZM172 143V142H171ZM170 143V144H171ZM190 143V142H189ZM190 143V144H191ZM205 143H207L205 146H203ZM109 144H112V145H114V146H112V145H109ZM130 144H131V146H130ZM140 144V145H139ZM157 144H159V145H157ZM183 144V143H182ZM188 144V143H187ZM187 144H185L186 146H187ZM238 144H240V143H238ZM249 144H251V145H249ZM253 145V147H256V145ZM105 145V146H104ZM109 145V146H108ZM249 145V146H248ZM107 146V147H106ZM112 146V147H111ZM127 146V147H126ZM148 146V149L150 148L149 146H152V148L153 149H151V150H154L155 152L154 153H156L157 152V149L159 148H157V146H161V148L163 149H161V148H159V150L160 151H158L156 154H157V156L159 155L160 157V159L157 157V156H155L154 154H153V157L151 158V156L149 157V155H150V150L148 151V149L146 148ZM184 146V145H183ZM209 146V145H208ZM237 146H239V145H237ZM241 146V145H240ZM71 147H75V148H71ZM134 147V148H133ZM156 147V148H155ZM165 147H167V148H165ZM185 147V146H184ZM198 147V148H197ZM199 147H201V148H199ZM71 148V149H70ZM128 148H130V149H132V152H131V150L130 149H127ZM144 148V149H143ZM155 148V149H154ZM211 147H209L208 149H210ZM258 148H260V147H258ZM257 147L255 148V150H261V148L260 149H258ZM73 149H75V150H73ZM135 149H137V150H139L138 151V153L141 151V153H139L140 154V157H141V161H140V163H139V161L137 160V163L136 162H134V161H132V159H131V157L129 156V154L131 153H133V152H135L136 150ZM140 149H143V150H140ZM147 149V150H146ZM165 149L167 150L166 152H165ZM213 149V148H212ZM211 149V150H212ZM230 149V148H229ZM232 149H235V150H232ZM251 150H253L252 148H250ZM250 149H249V151H250ZM263 149V148H262ZM71 150V151H70ZM73 150V151H72ZM114 150H116L115 152H113ZM124 150H127L126 152H124ZM129 150H130V152H129ZM147 152H146V151ZM201 150H204V153L206 152V154H203L202 152H201ZM237 150H239V151H237ZM242 150H245L246 152L244 153ZM255 150H253V151H255ZM264 150V149H263ZM50 151L53 153H50ZM54 151H56V153L54 152ZM112 151V154H114V156H111V152ZM162 151V152H161ZM172 151V152H171ZM181 151V150H180ZM233 151L235 152V151H237L236 153H233ZM93 152H95V154L93 153ZM120 152H122V153H120ZM126 153V154H124V153ZM127 152H129V154L127 153ZM137 152V151H136ZM143 152L145 153V156H144V154H143ZM153 152V151H152ZM162 154H161V153ZM164 152H165V154H164ZM195 152V153H194ZM239 152V153H238ZM241 152H243L242 154H244V155H242L241 156ZM263 156H264V153H262V150L261 151H259ZM264 152V151H263ZM97 153V154H96ZM146 153H148L149 155H147L148 156V158H151L150 160H148L147 159V156H146ZM159 153V154H158ZM167 153V154H166ZM179 153H181L180 155H178ZM186 153V154H185ZM228 153H230V154H228ZM250 154H252L251 152H249ZM255 153V152H254ZM51 154V155H50ZM58 154V155H57ZM107 154H109L108 156H107ZM115 154H117V155H115ZM122 154H124L126 157V159L124 158L123 159V157H124V155H122ZM137 153H135V155H136ZM182 154H184L183 156H181ZM190 154H192V155H190ZM214 154V156H212ZM230 155V156H228V155ZM256 154V153H255ZM259 155L258 153H257V156L259 155V156H262V155ZM50 157H49V156ZM60 155V157H57V156H59ZM94 155V156H93ZM95 155H96V157H95ZM102 155V156H101ZM133 155H134V153H133ZM142 155V156H141ZM162 155H164V156H162ZM178 155V156H177ZM205 157H204V156ZM207 155H210V157L208 156L207 157ZM62 156V157H61ZM103 157V158H101V157ZM117 156V157H116ZM144 156V157H143ZM154 156H155V160H152V159H154ZM162 156V157H161ZM168 156V157H167ZM176 156H177V159H176ZM179 156H181V157H179ZM190 156V157H189ZM192 156V157H191ZM211 156H212V158H211ZM222 156V157H221ZM226 156H228V157H226ZM231 156H232V158H231ZM250 156H252V155H250ZM249 156V157H250ZM95 157V158H94ZM104 157H106V158H104ZM107 157H108V159H109V157L110 158H112V159H110V161L108 160V161H106L107 160ZM113 157H114V159H115V162H116V160L117 161H124L125 162V164H126V167H128V164H129V162H128V164H127V161L129 160H131V162H133V163H131L132 164V166L130 167V165L131 164H129V167L130 168H127V171H126V168H124V166H125V164H123L124 162L122 161V165H123V168H124V172L122 173V165H121V163L119 164V162L118 163H114L115 165L116 164H118V165H121V167H120V170H122V171H120L119 169H118V171H119V173L121 174H118V171H114V168H116V167H113V166H115V165H113ZM132 157H134V156H132ZM136 157V156H135ZM157 157V158H156ZM171 157V158H170ZM183 157H184V159H183ZM217 157V158H216ZM220 157V159L222 160H219L218 158ZM235 157V158H234ZM247 156H245V158H246ZM248 157V159H250ZM45 158V159H44ZM117 158V159H116ZM119 158V159H118ZM130 158V159H129ZM167 158V159H166ZM190 158V159H189ZM207 158L208 159H211V161L210 160H207ZM243 158V160L245 159L244 157H242ZM251 158V159H252ZM260 158H262V157H260ZM39 159H41V160H39ZM66 159H68V160H66ZM90 159V160H89ZM97 159H98V161H97ZM103 159H104V161H103ZM120 159H122V160H120ZM137 158H135L134 160H136ZM168 159H170V160H168ZM173 159H174V162H173ZM176 159V160H175ZM215 159H217L216 161H215ZM250 159V160H251ZM49 160H51V161H49ZM95 162H94V161ZM111 160H112V163H110L111 162ZM159 160V161H158ZM204 160H206V161H204ZM227 160V161H226ZM237 160V161H236ZM241 160V161H240ZM262 160V159H261ZM264 160V159H263ZM262 160V161H263ZM38 161V162H37ZM46 161V162H45ZM49 161V162H48ZM62 161V162H61ZM68 162V163H66V162ZM74 161H76V163H74ZM101 161V162H100ZM146 161H149L147 164H146ZM153 161V162H152ZM168 161V162H167ZM170 161V162H169ZM189 161V162H188ZM214 161V162H213ZM244 161H248L247 159L246 160H244ZM64 162V163H63ZM92 162V163H91ZM103 162V163H102ZM152 162V163H151ZM209 162V163H208ZM210 162H212V163H210ZM216 162V164H213V163H215ZM234 162L236 163L235 165H233L234 164ZM237 162H240V164L242 163V167L243 168H245L246 167V169H247V167H249V165L253 168V170L255 171L254 172V174L256 173V171H257V175H259V173L261 172L262 174L260 175V176H262L263 178V181L261 180V181H259V179H260V176H258L257 178L256 177H254V176H256V175H254V176H249V174L250 173H252L253 171L251 170V168L248 170V171H250V173L248 172V171H246V169H245V171L246 172H242V171H237V170H239V168H238V164L239 163H237ZM39 163H41V166H40V164ZM66 163V164H65ZM74 163V164H73ZM96 163H98V166L99 167H101L102 165L101 164H103L104 166V169H107V167H109V165H110V167L108 168V170L111 168V170L113 169V171H110V174L109 175H111V176H109L108 178H110V180L112 181V179H114L115 180V182L116 183H118L117 184V186L116 185H114V187L113 188H110L109 189V186H111V185H107L108 186V189L107 188H101L102 186V184L101 183H103V182H101L100 184H99V186H100V188H99V186L97 187V188H92V187H94V186H96L95 185V183L96 182H99V181H101L100 179H101V174H102V178H104V180H105V177L107 178V176H108V174H107V176H106V174H104V173H106L107 172V170H105V171H103L102 170V168H101V170H100V168L98 167V166H95V165H97ZM99 163H100V165H99ZM107 163V164H106ZM109 163V164H108ZM134 163H136V165L134 164ZM152 165H151V164ZM154 163V164H153ZM166 163V164H165ZM169 163V164H168ZM206 163L208 164V165H206ZM231 163H233V164H231ZM262 163H264V162H262ZM76 164V165H75ZM106 164V165H105ZM134 164V165H133ZM145 164L147 165V166H145ZM204 164V165H203ZM210 164V165H209ZM211 164H213V165H211ZM231 164V165H230ZM29 165V166H28ZM43 165V166H42ZM75 165V166H74ZM113 165V166H112ZM138 165V166H139ZM206 165V166H205ZM263 166H264V164H262ZM33 166V167H32ZM107 166V167H106ZM150 166H152V168L150 167ZM212 166V167H211ZM26 167L28 168V169H26ZM78 169H77V168ZM140 167V168H141ZM150 167V168H149ZM241 167V168H242ZM33 168V169H32ZM117 168H118V166H117ZM133 168V167H132ZM139 168V167H138ZM138 168L136 167V169L135 168H133L132 169V171L134 170V172H136V171H141V169H139L138 170ZM231 168V169H230ZM238 168V169H237ZM31 169V170H30ZM130 171H129V170ZM211 169H212V171H211ZM233 169V170H232ZM234 169H236L235 170V172H233L234 171ZM27 170H29L30 171V173H29V171H27ZM116 170V169H115ZM148 170V171H147ZM214 170V171H213ZM232 170V171H231ZM259 170H260V172H259ZM32 171V172H31ZM35 171H36V173H35ZM108 171V172H109ZM129 171V172H128ZM131 171V172H132ZM147 171V172H146ZM252 171V172H251ZM111 172L113 173V174H111ZM133 172V173H134ZM145 172H146V174H145ZM152 172V173H151ZM239 172H241V173H239ZM101 173V174H100ZM132 173V174H133ZM137 173V172H136ZM136 173H134V174H136ZM215 175V178H213L214 177V175ZM105 176H104V175ZM124 174V175H123ZM129 174H127V175H129ZM211 174H212V178H211ZM28 175V176H27ZM46 175V176H45ZM123 175V176H122ZM136 175H140V174H136ZM147 175V176H146ZM252 175H253V173H252ZM100 176V177H99ZM114 176H115V178H114ZM130 176H131V174H130ZM246 176H248V177H246ZM25 177L28 179H25ZM33 177H38L37 179L36 178H33ZM51 177V178H50ZM70 177V178H69ZM135 177V175L133 176H131L130 178H134ZM29 178H30V181H29ZM96 178H99V180L98 181H96ZM108 178H107V180H108ZM120 178V179H119ZM121 178H122V180H121ZM151 178H153V179H151ZM209 178V179H208ZM247 178V179H246ZM249 178V179H248ZM254 180H253V179ZM36 179V180H35ZM40 179V180H39ZM50 179H52V181H50L49 182V180ZM56 180V182H55V180ZM71 179V180H70ZM95 179V180H94ZM116 179H118V180H120V181H122V182H118ZM141 179V178H140ZM156 179V180H155ZM212 179H213V182H212ZM246 179V180H245ZM252 179V180H251ZM26 182H25V181ZM35 180V182H33ZM43 180V181H42ZM58 180V181H57ZM103 180V179H102ZM113 180V181H114ZM132 180V182H133V179H131ZM150 180V181H149ZM153 180V181H152ZM210 180H211V182H210ZM36 181H39V182H41V184L39 183V182H36ZM54 181V182H53ZM92 181L94 182V183H92ZM106 181V180H105ZM110 181V184L112 183ZM238 181V182H237ZM257 181V182H256ZM28 182V183H27ZM32 183V185H31V183ZM49 182V183H48ZM63 184H62V183ZM151 182V184H149ZM208 182V183H207ZM210 182V183H209ZM260 182V183H259ZM17 183V184H16ZM19 183V184H18ZM35 183V184H34ZM44 183V184H43ZM56 183V184H55ZM58 183V184H57ZM62 184V186H61V184ZM85 183V184H84ZM91 183H92V185H91ZM107 183H109V181L107 182ZM119 183H123V184H120L119 185ZM137 183H139V184H137ZM141 183V184H140ZM212 183V184H211ZM237 183H238V186H237ZM242 183V184H241ZM259 183V184H258ZM15 184H16V186H15ZM23 184V185H22ZM28 184V185H27ZM43 184V185H42ZM49 184V188L47 187V185ZM51 184V185H50ZM84 184V185H83ZM86 184H88V185H86ZM93 184H94V186H93ZM106 184V183H105ZM112 184H115L114 182L112 183ZM136 184H137V187H135L136 186ZM146 184V185H145ZM210 184V186H208ZM234 184V186H233V190L230 188V186L231 185H233ZM246 184V185H245ZM255 184H257L258 185V187H257V185L256 186H254ZM261 184V185H260ZM263 184V185H262ZM28 187H27V186ZM30 185H31V188H30ZM36 185H37V187H36ZM44 185H45V188H44ZM59 187H58V186ZM81 185L82 186H86L85 188H82L81 187ZM91 185V186H90ZM104 185V184H103ZM119 185V186H118ZM139 185V186H138ZM20 187L21 189H22V187H23V189L21 190L20 188H15V187ZM91 187V189H93V190H91L90 189V187ZM105 186V185H104ZM113 186V185H112ZM246 186V189L244 188ZM263 186V187H262ZM12 187H13V189H12ZM47 187V188H46ZM61 187V188H60ZM88 187H89V189H88ZM106 187V186H105ZM115 187H118V188H120L119 189V191L118 192H116L115 191ZM154 187V188H153ZM156 187V188H155ZM176 187V188H175ZM208 187V188H207ZM238 187H240V188H238ZM243 189H245L244 191H250V193H248V192H244L243 191V193L245 194L244 196H245V198H244V196H242L243 198H241V197H239V196H241V195H243V193L241 194V195H239L238 196V198L234 195V194H232V191H236V190H238L237 192H239V194L241 193L240 192V190L239 189H241V191H242V188ZM248 187V188H247ZM249 187L251 188V189H249ZM26 188V189H25ZM33 188H35L36 189V191L37 192H35V190L33 189ZM42 190V192H44L43 193V196L42 197H44V195H45V197L47 196V195H49V196H47L46 198H42L41 197V195H42V192L40 193V189ZM81 188V189H80ZM101 190H99V189ZM115 188V189H114ZM117 188V189H118ZM237 188V189H236ZM260 188V189H259ZM16 189V190H15ZM38 189V190H37ZM49 189V190H48ZM55 189H56V191H55ZM77 189V190H76ZM80 189V190H79ZM87 191H86V190ZM104 189H106V190H109L108 191V193L109 194H107L106 192L107 191H105ZM156 190V191H153V190ZM170 189V191H168ZM172 189H174L175 190V193H174V191L172 190ZM253 189V190H252ZM11 190V191H10ZM18 190H20V191H22V192H20L21 194V196L19 195V192H18ZM23 190H24V193H23ZM29 192H27V191ZM34 190V191H33ZM55 191V193H54V191ZM82 190V191H81ZM96 190V191H95ZM112 190V191H113ZM163 190H167V191H165V193H164V191ZM173 192H172V191ZM227 190H228V192H227ZM232 190V191H231ZM258 190V191H257ZM259 190H262V191H259ZM13 191H14V193H13ZM16 191V192H15ZM31 191H33V192H31ZM77 191V192H76ZM91 191V192H90ZM97 191H99V192H97ZM102 191H104L106 194H105V196L103 195V200H101V198H102V196H101V193L100 192H102ZM121 191L123 192H125L126 191V189L125 190H123V188L121 189ZM157 191H158V193H159V197L158 196H155V195H157ZM205 191H207V192H205ZM251 191H254V192H251ZM256 191L258 192V193H256ZM11 192H12V194H11ZM30 192L31 193H33V195L31 194V196H32V199H31V196L29 195L28 196V194H30ZM50 194H49V193ZM52 192V193H51ZM79 192V193H78ZM90 192V193H89ZM96 193L97 195H96V197H97V199H96V197H95V194H92V193ZM121 192V194H123L124 195V192L122 193ZM154 192V193H153ZM155 192H156V194H155ZM160 192H161V194H162V196H165V197H161V195H160ZM172 192V193H171ZM180 192V193H179ZM230 192H231V198H230ZM259 192H261V193H259ZM17 193V194H16ZM85 193V194H84ZM103 193V192H102ZM118 193V194H119ZM180 195H179V194ZM233 193H236V192H233ZM8 194H9V196H11L12 198H8ZM13 194H14V196H13ZM27 195V196H25V195ZM39 194H41V195H39ZM76 194H78V195H76ZM79 194H80V196L82 195V197L81 198H79L80 196H79ZM84 194V195H83ZM104 194V193H103ZM143 194V197H145V195ZM169 194V195H168ZM172 194H174V195H172ZM175 194H176V196H175ZM178 194V195H177ZM196 194L197 195H199L198 196V198H196L197 196H196ZM201 194V195H200ZM253 194V195H252ZM257 194V195H256ZM15 195H17L16 197H18L19 196V198H13V197H15ZM35 195H37V196H39V197H41L42 199H46V201H42L41 200V198H40V201H42V202H40L39 201V197H38V199H36L35 200V198L33 199V197H36ZM51 195V196H50ZM55 195V196H54ZM76 195V196H75ZM91 195V196H90ZM142 195V194H141ZM152 195H154V197H158V199L157 198H154ZM232 195H234L235 197H236V199L238 200H236L235 199V201L234 200H230V199H232ZM237 195H238V193H237ZM255 195V196H254ZM24 196V197H23ZM53 196V197H52ZM59 196H61V197H59ZM167 196L169 197V198H167ZM171 196H173V199H171L172 197ZM192 196V197H191ZM194 196H195V198H194ZM247 196V197H246ZM21 197V198H20ZM23 197V198H22ZM50 197V198H49ZM66 198V199H64V198ZM83 197H88L87 199H85V200H83L82 198ZM93 197H95V198H93ZM130 197V196H129ZM150 197L151 198H154V199H150ZM175 197V198H174ZM176 197H177V199H176ZM186 198V197H188V198H186L185 200H184V198ZM200 197V198H199ZM234 197V198H235ZM250 197V198H249ZM251 197H253V198H251ZM27 198H30L29 200H25V199ZM52 198V199H51ZM78 198V199H77ZM117 198V199H116ZM131 198V199H132ZM22 200V202L21 201H19V200ZM49 199V200H48ZM68 199H71V200H68ZM76 199V200H75ZM80 199V200H79ZM130 199V200H131ZM132 199V200H133ZM157 199V201H154V200H156ZM159 199H161V200H163V201H161L160 202V200ZM164 199H165V201H164ZM169 199H171L172 201H170ZM196 199V200H195ZM198 199V200H197ZM12 200V201H11ZM15 200V201H14ZM129 200V199H128ZM129 200V203L131 202ZM168 200V201H167ZM178 200V201H179ZM193 200H195V202L193 201ZM248 200H251L252 202H250V201H248ZM23 201H27L26 203L25 202H23ZM31 201V202H30ZM32 201H35V202H32ZM66 201H68V202H66ZM69 201H70V203H69ZM81 201V203H79ZM112 201H110V202H108V204H110ZM182 201H179L178 203H180V202H182ZM187 201V202H188ZM40 202V205L38 204ZM45 202H47V205H46V203ZM84 202V203H83ZM105 202V201H104ZM104 202H102V204L104 203ZM105 202V204L107 205V203ZM132 202H134L135 203V201H132ZM137 202H136V204H134V203H132V204H134L133 206H135V205H137ZM163 202V203H162ZM168 202V203H169ZM20 203V204H19ZM43 203H45V205L43 206V205H41V204H43ZM59 203H57V202H55L54 203V207L56 206V212H55V210H54V216L56 215V213H57V209L59 210V212L58 213H60L61 211H63V215H65V213H64V210H66L67 208H69V207H67L66 208V206H64V205H62V206H64L63 208H64V210L61 208V210L59 209L60 208V204ZM83 203V204H82ZM99 203V202H98ZM98 203H97V205H95V206H97V207H100V206H98ZM123 203V202H122ZM161 203H162V205H161ZM249 203V204H248ZM2 204H4V205H2ZM6 204H7V208H6ZM18 204V205H17ZM22 204V205H21ZM24 204H26V205H24ZM37 204H38V206H37ZM50 204H53V203H50ZM55 204H59V205H55ZM73 204V205H72ZM101 204V203H100ZM101 204V205H102ZM112 204V203H111ZM110 204V205H111ZM142 204V205H143ZM156 205V206H153V205ZM171 204H169L170 205V208L172 207V205ZM20 205V208H18L17 209V207ZM130 205H131V203H130ZM169 205H168V209H170L169 208ZM175 205H177V204H175ZM29 206H30V204H29ZM40 206V207H39ZM78 206V207H77ZM83 206V207H82ZM124 206H126L125 204L123 205H121V207H122V210H125V207ZM128 206H129V204H128ZM209 206V207H208ZM211 206H213L212 207V209H211ZM32 207V206H31ZM43 209H42V208ZM53 207V208H54ZM110 207V206H109ZM109 207H108V205L106 206V208H108L109 209ZM112 207V206H111ZM132 207V206H131ZM250 207V208H249ZM10 208V209H9ZM38 208V209H37ZM42 209V211L40 210V209ZM52 208V209H53ZM81 208H83L82 210H83V212L81 211ZM87 208L88 210H86V211H84L85 209ZM93 208V209H92ZM133 208V207H132ZM132 208H131V210H132ZM163 208V209H162ZM186 208V209H187ZM210 208V209H209ZM4 209H6V210H4ZM8 209V210H7ZM14 209H17V210H14ZM79 209V210H78ZM95 209H97V210H95ZM111 209L112 208H110V210L108 211V210H106V213L107 212H110V214H109V217H110V215H111ZM130 209V208H129ZM185 209V210H186ZM249 209V210H248ZM12 210V211H11ZM2 211V212H1ZM4 211V212H3ZM15 211V212H14ZM47 211H49V210H47ZM88 211V212H87ZM94 211H97L96 213L98 214V215H101L102 214V216H104L103 217V219L105 220H108L109 222H107V221H104L103 219H102V216H101V219H100V221H102L101 223L103 224V225H101V226H103V227H101L100 226V224H99V226L101 227V228H103V229H101L100 227H98V228H100V229H98V230H100V231H97V227H91L89 230H87V228H85V229H82V228H80V227H83V224H84V221H85V223H86V219H89L87 222L88 223H90V224H92V222H90V220H92V218H91V216H90V218H87L88 216H86L87 215V213H93L92 215L94 216L96 213H94ZM139 211H140V209H139ZM144 211H145V213H144ZM250 211V212H249ZM45 212V211H44ZM78 212H79V214H81V215H83V213H84V215L83 216H85V218L83 217V216H81V215H79L78 214ZM120 212H122L121 210H120ZM124 212V211H123ZM155 214H154V213ZM164 212V213H163ZM2 213V214H1ZM13 213V214H12ZM21 213L23 214L22 216L25 218V216H26V214L24 215V213H23V210L21 211ZM21 213H19V215L18 216H21ZM51 213V212H50ZM52 213H53V211H52ZM51 213V214H52ZM57 213V214H58ZM86 213V214H85ZM100 213V214H99ZM146 213H147V216H146ZM32 214H33V210L31 211V215L30 216H32ZM34 214H35V212H34ZM62 214V213H61ZM60 214V215H61ZM144 214V216H142ZM186 214V216L184 217V215ZM53 215V214H52ZM59 215V216H60ZM78 215H79V218H78ZM98 215H95L94 216V218L96 217L97 218V216ZM151 216V219L153 220V221H151V219H150V217H148V216ZM15 216V217H16ZM17 216V217H18ZM22 216L21 217H19V218H21L22 219V221L24 222V218H22ZM46 216H48V215H46ZM57 216V215H56ZM58 216V217H59ZM75 216V217H74ZM77 216V217H76ZM138 216V218H136ZM169 216V215H168ZM183 216V217H182ZM29 216L27 215V218H28ZM144 217H147L146 219L144 218ZM32 219H33V217H31ZM36 218H34L35 219V223H38L36 220ZM43 218V217H42ZM46 218H48V217H46ZM77 218V219H76ZM81 218V219H80ZM108 218V217H107ZM110 218H112V216L110 217ZM155 218V219H154ZM159 218V219H158ZM169 218V219H168ZM33 219V220H34ZM72 219V220H71ZM76 219V220H75ZM80 219V220H79ZM83 219V220H82ZM99 219V216H98V218L96 219V221ZM139 221H138V220ZM149 219V220H148ZM10 220V221H11ZM14 220H17L16 218L14 219ZM14 220L13 221H11V222H14ZM26 220V219H25ZM94 220V219H93ZM92 220V221H93ZM136 220V221H135ZM157 220V221H156ZM171 220V221H170ZM30 220H28V222H29ZM68 221V222H67ZM99 221V222H100ZM154 221H156V222H154ZM11 222H8V223H10L11 224ZM41 222V221H40ZM39 222V223H40ZM77 222H78V224L79 223H81L80 225H78V227H77ZM94 222V221H93ZM98 222V223H99ZM104 222V223H103ZM147 222V223H146ZM165 222H164V225H165ZM145 223H146V225H145ZM153 223H155V224H153ZM61 224V225H60ZM94 224V223H93ZM104 224H105V226H104ZM107 224H109V225H107ZM111 224H113V225H111ZM136 224H138V225H140V226H136ZM152 224V225H151ZM155 226V228H156V230H155V228H153V229H150V227H154ZM36 226L37 227H41V226H45L44 228L46 229L45 231L44 230H42L41 231V228L43 229V227H41V228H39V230H37L36 229ZM136 226V227H135ZM149 226V227H148ZM166 226V225H165ZM47 227V228H46ZM133 227V228H132ZM142 227H143V229H142ZM145 227V228H144ZM147 227V228H146ZM164 227V226H163ZM51 228V230H49ZM78 228H79V231H78ZM95 228V229H94ZM132 228V229H131ZM136 228H138V229H136ZM139 228H141V229H139ZM149 228V229H148ZM165 228V227H164ZM81 229V230H80ZM145 229L148 231V232H146L145 231ZM34 230H37L36 232L38 233V234H35V231ZM84 230V231H83ZM91 230H94L93 232L91 231ZM101 230H105L104 232L103 231H101ZM108 230V231H107ZM112 231V233H111V231ZM135 230V231H134ZM136 230H139V232L138 231H136ZM142 232H141V231ZM152 230V231H151ZM160 230V229H159ZM166 230V229H165ZM34 231V232H33ZM41 231V232H40ZM81 231H83V233L81 232ZM86 231H89V232H87L86 233ZM107 231V232H106ZM109 231H110V233H109ZM115 231H117L118 232V234L115 232ZM144 231V232H143ZM33 232V233H32ZM79 232V233H78ZM80 232L82 233V234H80ZM86 233V235H84L85 233ZM94 233V234H92V233ZM97 232V233H96ZM103 232V233H102ZM149 232H154V233H149ZM155 232H158V233H160V235L159 234H157V233H155ZM244 232H246V233H244ZM252 232H254V233H252ZM90 233V234H89ZM107 233H108V235L110 236V235H112V236H110V238H109V236L107 235ZM138 233V234H137ZM139 233L141 234V235H139ZM149 233V234H148ZM29 234H30V239H31V237L33 238L32 240H30L29 239V241H28V236H29ZM80 234V235H79ZM98 236H97V235ZM147 234V235H146ZM249 233H247V235H248ZM250 234V235H251ZM76 235H78V236H76ZM81 235H83V236H81ZM93 237H91V236ZM94 235V236H93ZM105 235V236H104ZM135 235V236H134ZM138 235V236H137ZM150 235V236H149ZM158 235H159V238H157L158 237ZM140 236V237H139ZM144 236H146V237H144ZM157 236V237H156ZM8 237V236H7ZM78 237V238H77ZM80 237V238H79ZM88 237V238H87ZM94 237H96L95 239H94ZM138 237V238H137ZM2 238H3V241H2ZM91 238V239H90ZM109 238V239H108ZM113 238H114V240H113ZM119 238V239H118ZM140 238V239H139ZM148 238V239H147ZM154 238L157 240H154ZM167 238V237H166ZM10 239H12V240H10ZM78 239V240H77ZM90 239V240H89ZM92 239H94V240H92ZM115 239H117V240H115ZM137 239V240H136ZM138 239H139V241H142L141 243L138 241ZM144 239L146 240V241H144ZM153 239V240H152ZM5 240V241H4ZM10 240V241H9ZM28 241V243H27V241ZM76 240V241H75ZM110 240H111V242H110ZM149 240V243L147 242ZM158 240H159V243H158ZM226 240V241H225ZM13 241V242H12ZM25 241V242H24ZM83 241V242H82ZM114 241V242H113ZM117 241H118V243H117ZM133 241V242H132ZM216 241H218V242H216ZM3 242V243H2ZM78 242V243H77ZM85 242V244H83L82 245V243H84ZM115 242H116V244H115ZM138 242H139V246L137 245L136 246V244H138ZM144 242H146V243H144ZM227 242V243H228ZM25 243V244H24ZM81 243V244H80ZM111 243H112V245H111ZM154 243V244H155ZM158 243V244H157ZM86 244H88L87 246H86ZM118 244H120L119 246H118ZM141 244V245H140ZM146 244V245H145ZM153 244V245H154ZM114 245V246H113ZM155 245V246H156ZM113 246V247H112ZM190 246V247H189ZM115 247V248H114ZM185 248V249H184ZM116 249H118V251H115ZM122 249V248H121ZM146 249V248H145ZM144 249V250H145ZM107 250V251H106ZM114 250V251H113ZM135 250V251H136ZM177 250V251H178ZM110 251V252H109ZM170 251V252H169ZM183 251H181V252H183ZM185 251H187V250H185ZM184 251V253L183 254H185L186 252ZM187 251V252H188ZM103 252H104V254H103ZM105 252H106V254H105ZM109 252V253H108ZM114 252H116V254H114ZM118 252V253H117ZM179 252H176V254L177 253H179ZM180 252V253H181ZM107 253H108V255H107ZM179 253V254H180ZM134 254V251L132 252V257H134L135 256V254ZM93 259V260H92ZM100 259V260H99ZM89 260L91 261V262H89ZM101 260H102V262H101ZM104 260V261H103ZM116 260V259H115ZM95 262H93V264H95ZM100 262V263H99Z\"/></svg>",
	"mask_w": 264,
	"mask_h": 264
},
{
	"label": "bare ground",
	"instance_id": "obj_2",
	"mask_svg": "<svg viewBox=\"0 0 264 264\" xmlns=\"http://www.w3.org/2000/svg\"><path fill=\"white\" fill-rule=\"evenodd\" d=\"M4 1V0H3ZM2 1V2H3ZM14 1V0H13ZM16 1V0H15ZM66 1V2H65ZM64 1V3H61V2H63V0H19V3H18V0H17V2L15 3L14 2V4H15V6L13 7V6H11V7H9V5H5V6H3V3H2V7H0V48L1 47H4L3 48V51H2V48L0 49L2 52H1V55L3 56L4 55V53L5 52H9V50H12V47H13V44L15 43V41L14 40H16V42H18L17 41V39H18V37H20V35H23V37L25 38V34L27 35V33L25 32V29L27 30V31H29L30 32V30H31V28L33 27L32 25H34V27L37 25H40L38 22H41L42 24H41V28L43 29V26H44V31H43V33H46L47 31H46V29H47V26L49 25V27L50 26H54L55 24L57 25V27H56V25H55V31L53 30V28H49V30H50V32H54L53 34H57V35H59V33L58 32H60V31H62V32H60V33H63L64 34V38H66L67 40L69 39L68 37H70L71 35V37H70V42L68 43L67 41H65V39H63L65 42V44H66V46L68 45V47L66 48V51H65V49H64V51H65V53L66 54H63L64 53V51H62V49H61V53L62 54H60V52H58V53H51V52H53L54 50V48L53 49H49L50 51H48V58H49V60L47 59V56H45L46 58H44V59H46L47 61H50L51 59H53L52 61H50V62H47L46 60V62L48 63V65H49V63H50V65L49 66H51L50 68H52V66H56L57 67V65H60V63L61 62H59L60 60H59V58H61V61H62V58H64V56L65 57H69L68 59H69V61H71V60H75L76 59V57L77 56H75V55H77L76 53H81V50H85L84 51V53L85 52H91L92 51V49H93V47H99L101 44H103V37H102V35H103V33L105 32H103V30H102V28H101V24H98V23H100L101 22V18H100V16L101 15H103V16H105V18H106V16H110L111 14H112V12H113V14H114V12H116V13H118V12H122L123 13V16H125L126 18H136V17H139L138 19L139 20H141V18L144 20V17L145 18H149V16H151V17H153L154 18V27L153 26H150L149 27V25H148V27H149V30H150V32H151V34H150V36L149 37H151L149 40V42L146 40V42H145V39H144V41H143V39H142V42H140V41H138V42H140L141 44H142V46L140 47V45L138 44V46H137V49H135L136 50V52L135 53H137V54H135L136 56L143 50V53L146 51V53H144V54H140V56H141V58H135L136 56L134 55L133 56V58H131V60L132 59H136V62H137V59H140L138 62V66H137V63L135 64V61H131V60H129L130 61V64H132L131 66H133V63H134V68H135V70H136V68H137V71H135V73H137L136 75H138V77H136L135 76V74L134 73H132L133 71L132 70H134L133 68H131L129 65H128V67H130V69H132L131 70V72H129L130 73V75H129V73L127 74V72L123 75V70H124V68L127 66H124V63H120L119 64V67L120 68H122V67H124V68H122V70L120 71V76L122 77V79H123V76H124V78L126 77V76H128V78L129 79H131L132 81H130V80H128V78H126V81L128 80V83H129V81H130V84H128V85H126V89H125V86H124V83H126V81L124 82V80H122L121 78H120V80H122L121 82H122V84H123V86H122V84H121V82H118V81H120L119 79H118V81H117V84L119 83V85L122 87H120V89L122 90H125V91H123V92H121V90H118L117 92H119L120 91V93H117V92H112V91H110V97L109 98H111V100L113 99V98H115V99H113V101H111L110 103H112V102H114V101H116L117 103H118V105L120 106L119 107V109L117 110V108H118V105H116V106H114L115 104L113 103V107H117L116 109H115V111L116 112H118V113H116L115 112V115L117 114H119V110L122 112V110H124V112H122V114H125L126 115V111H127V109H131L130 111L131 112H133V113H131L129 110V113H131V114H133V115H130L129 113L127 114L128 116H134V119L133 118H131L133 121H137L138 119H136L135 117H143V119L142 118H140V119H142L143 121L145 120V123H143V124H146L147 126H148V129H149V126H152V125H156V123H153L152 125H151V123L154 121H152V119H150L152 116H150V115H152V114H154L155 116L156 115H158V116H160V117H163V116H165V114H166V111L168 112V111H172L173 110V112H175L174 111V109H172V107H171V109L170 108H168V105H170V104H166L167 102L169 103H172L173 101V103L175 104V100L177 101V99L179 100V101H182V100H180L181 98H178L177 97V95L176 94H178V93H180L181 91L183 92V91H185V89L188 91V89L187 88H185L184 87V85L185 86H187V84H190V85H193L192 83H193V81L192 80H194L195 82H198L197 80L199 79V82L201 81V82H204V79L205 78H208L209 76H213V74H214V76L217 74V73H220V74H222V77H223V74L224 73H226V72H228L227 70V67H231V66H228L230 63H232V61H229L231 58L233 59V57H234V53H236V52H238V56H237V54H236V57H238V59L237 60H239L240 62H241V65L240 66H243L244 68H239V69H242L243 71H242V73L243 74H245V75H247V76H249V81H251V83L249 82V81H247V82H249V84H252V85H250V86H254V89H256V90H252V88L251 87H249V88H251V91H250V89L248 88V92L249 93H251V92H253V91H255L256 93L257 92H261V93H258L259 95H261L260 97H259V99H260V101L259 102H261V99H262V97H264V96H262V94L264 93V92H262V91H264V0H214V1H212L213 3V5H212V9H210L212 12H210L209 10V14L208 13H204L205 12V10L204 11H202V9H200V8H195V9H197V10H195L194 8H192L193 7V3H192V7H191V5H189V4H191V2H190V0H175V5H171L170 6V4L169 3H171L172 4V2L174 1H172V0H152L151 2H152V4H151V2H149L150 4L148 5L147 3H148V0H65ZM194 1V0H193ZM196 2H197V0H195ZM208 1V0H207ZM10 2V4L12 3L11 1H9ZM9 2H8V4H9ZM195 2V3H196ZM209 2V1H208ZM1 3V2H0ZM18 3V4H17ZM66 3V4H65ZM6 4V3H5ZM147 4V5H146ZM210 4H211V2H210ZM209 4V5H210ZM196 5H198V7H199V4H196ZM208 5V4H207ZM1 6V5H0ZM170 6V7H169ZM8 7V8H7ZM192 9H194V11L192 10ZM192 11H193V13H192ZM39 12H41L40 14L41 15H39L38 13ZM150 12H151V15H149L150 14ZM207 12V11H206ZM147 13H149V14H147ZM211 13V14H210ZM228 13H229V15H228ZM81 14V15H80ZM101 14V15H100ZM106 14V15H105ZM108 14V15H107ZM112 14V15H113ZM119 14V13H118ZM228 15L230 18H229V20H228V22H226V21H224L225 19H226V17H225V15ZM83 15L85 16V17H83ZM100 15V16H99ZM121 15V14H120ZM119 15V16H120ZM149 15V16H148ZM226 15V16H227ZM82 16V17H81ZM96 17L97 16V19L99 20L100 19V22L97 20V22L98 23H96L97 25H94V23H93V25H94V28L91 30V28H89V27H91V26H89V24L90 25H92L90 22L88 23V22H85V21H82L84 18H89V17H92L93 19H94V17ZM122 16V17H123ZM107 17V18H108ZM111 17V16H110ZM125 17H124V19H125ZM79 18H81V19H79ZM92 18H90V19H92ZM104 18V19H105ZM112 18V17H111ZM228 18V17H227ZM45 19H47V21L51 24H48L47 26H45L46 25V23H47V21H45L46 23H45V25H43V22H44V20ZM77 19H79V20H77ZM110 19V18H109ZM116 19V18H115ZM119 19H121V17L119 18ZM119 19H116V20H119ZM132 19V20H133ZM136 20V21H139V20ZM145 20V21H149V20ZM162 19V20H161ZM259 19V20H258ZM111 20V19H110ZM122 20V19H121ZM254 20H256V24H254L253 22H254ZM258 20V21H257ZM260 20H261V22H260ZM263 20V21H262ZM95 21V20H94ZM125 21H127L126 19H125ZM129 21V20H128ZM253 21V22H252ZM106 22H107V20H106ZM111 21H109L108 22V24L110 23ZM122 22H124V21H122ZM130 22V21H129ZM133 22H134V20H133ZM140 22H142V21H140ZM144 22V21H143ZM150 22V21H149ZM160 22V25L158 24ZM224 22H225V25H224ZM260 22V23H259ZM115 23H117V21L115 22ZM131 23V22H130ZM137 23V22H136ZM147 23V22H146ZM251 23H253V24H251ZM104 24V23H103ZM103 24H102V27H103ZM107 24V25H108ZM118 24H121V23H118ZM142 24V23H141ZM147 24H150L151 25V22L150 23H147ZM106 25V24H105ZM132 25V24H131ZM140 25V23H137V26H139ZM144 24H142V26H143ZM32 26V27H31ZM36 26V27H37ZM109 26V25H108ZM120 26V25H119ZM125 26H127L126 24H125ZM134 26V25H133ZM141 26V25H140ZM144 26H146V25H144ZM30 27V28H29ZM33 27V28H34ZM36 27L34 28V30H36ZM39 27V26H38ZM37 27V28H38ZM45 27H46V29H45ZM59 27V28H58ZM93 27V26H92ZM113 27V26H112ZM112 27H110V28H112ZM116 27V26H115ZM114 27V28H115ZM124 27V26H123ZM132 27V26H131ZM147 27V26H146ZM151 27L153 28V30L151 31ZM263 27V28H262ZM29 28V29H28ZM56 28L58 29V30H56ZM107 28V27H106ZM114 28H112V29H114ZM118 27H116L115 29H117ZM120 28V27H119ZM122 28V27H121ZM126 28V27H125ZM128 28V27H127ZM133 28V27H132ZM131 28V29H132ZM137 28V27H136ZM39 29V28H38ZM38 29L36 30V31H38ZM109 29V28H108ZM48 30V29H47ZM105 30V29H104ZM111 30V29H110ZM123 30H124V28H123ZM125 30H127V29H125ZM133 30H134V28H133ZM147 31H148V29H146ZM32 31V30H31ZM40 31V30H39ZM39 31L37 32V35L39 34ZM42 31V30H41ZM58 31V32H57ZM107 31V30H106ZM119 31V30H118ZM118 31H117V33H118ZM120 31H122V30H120ZM132 31V30H131ZM136 31V30H135ZM146 31V32H147ZM57 32V33H56ZM112 32H114V31H112ZM125 32V31H124ZM149 31L147 32V33H150ZM42 33V32H41ZM49 33V32H48ZM106 33V32H105ZM116 33V32H115ZM116 33V34H117ZM32 34H35V32L34 33H32ZM108 34V33H107ZM125 34V33H124ZM30 35V34H29ZM28 35V36H29ZM45 35V34H44ZM118 35V34H117ZM129 35V34H128ZM42 36V35H41ZM61 36H63L62 34H61ZM107 36V35H106ZM110 36H112L111 34H110ZM121 36H123V35H121ZM146 36H147V34H146ZM147 36V38L146 39H148L149 37ZM31 37V36H30ZM29 37V38H30ZM43 37V36H42ZM41 37V38H42ZM72 37H73V39H72ZM108 37V36H107ZM128 37H130V36H128ZM16 38V39H15ZM101 38H102V41H101ZM106 38V37H105ZM20 40L22 39V37H20L19 38ZM18 39V40H19ZM28 39V38H27ZM60 39V38H59ZM108 39V38H107ZM255 39V40H254ZM256 39H258V40H260L259 42L257 41V43H254V41H256ZM19 40V41H20ZM24 40V39H23ZM23 40H22V42H19V43H23ZM68 40V41H69ZM252 40V42L250 43V41ZM29 41V40H28ZM62 41V40H61ZM102 43H101V42ZM30 42V41H29ZM104 42H106V41H104ZM144 42L145 43H147L146 45L144 44ZM19 43H16V45L17 44H19ZM62 43H63V41H62ZM122 43V42H121ZM128 43V42H127ZM251 45H250V44ZM24 44V43H23ZM26 44V43H25ZM30 44V43H29ZM28 44V45H29ZM105 44V43H104ZM103 44V45H104ZM124 43H122V45H123ZM133 44H134V42H133ZM3 45V46H2ZM16 45H14V46H16ZM20 45V44H19ZM132 45V44H131ZM63 46V45H62ZM65 45H64V47H66ZM127 46V45H126ZM144 46H146V47H144ZM247 46H248V48H247ZM249 46H250V48H249ZM25 47V46H24ZM53 47V46H52ZM51 47V48H52ZM64 47H62V48H64ZM101 47V46H100ZM122 47V46H121ZM130 47V46H129ZM139 47H140V49H139ZM147 48L148 47V49L147 50H145L144 48ZM14 48V50H15V47H13ZM17 48V47H16ZM126 48V47H125ZM124 48V49H125ZM133 48H134V45H133ZM143 48V49H142ZM6 49V50H5ZM8 49V50H7ZM17 49H19V48H17ZM60 49V48H59ZM102 49H103V47H102ZM126 49H128V48H126ZM132 49V48H131ZM142 49V50H141ZM4 50H5V52H4ZM21 50V49H20ZM20 50H17V52H19ZM53 50V51H52ZM94 50H96V49H93V51ZM134 50V49H133ZM138 50H140V51H138ZM145 50V51H144ZM13 51V50H12ZM12 51L11 52H9V53H12ZM16 51V50H15ZM24 51H25V48H24ZM59 51V50H58ZM99 51V50H98ZM101 51V50H100ZM138 51V52H137ZM7 52V53H8ZM14 52V51H13ZM95 52V51H94ZM90 53L89 54V56H88V58L89 57H92V56H94V54H96V53ZM133 52V53H134ZM3 53V54H2ZM7 53H5L6 54V56H8L7 57V59H9V60H7L5 57L6 56H4V58L10 63H13L12 65H14L13 67H16L15 65H17V67H18V65L19 64H16V62H15V60L17 59V57H18V59H19V56H15V54H16V52H14L15 54H13L14 56V58L11 56V55H7ZM20 53H21V51H20ZM40 53V52H39ZM50 53V54H49ZM83 53V52H82ZM100 53V52H99ZM24 54V53H23ZM28 54V53H27ZM53 54H56V56L55 57H53L52 55ZM251 54H253V55H251ZM26 55V54H25ZM74 55V57H72ZM83 55H85V54H83ZM82 55V56H83ZM86 55H88L87 53H86ZM90 55H92V56H90ZM251 55V56H250ZM1 56V57H2ZM21 56H22V54H21ZM35 56H37V58L40 56H38V55H35ZM42 56V55H41ZM44 56V55H43ZM42 56V57H43ZM50 56L51 57H53V58H51L50 59ZM58 56V57H57ZM60 56V57H59ZM96 56V55H95ZM246 56H250V58H248V57H246ZM11 57V58H10ZM42 57H40L41 59H37L36 57H34V58H36L38 61H40V60H42ZM70 57H71V60H70ZM78 57H79V55H78ZM84 57V56H83ZM13 58V59H12ZM23 58V57H22ZM29 58H31V57H29ZM67 58H64L65 60L67 59ZM175 58H176V60H177V62L175 63ZM2 59H3V57H2ZM1 58H0V64L1 63H3L4 64V66H3V64H2V67H5V66H11V63L10 64H8V65H5L6 63H7V61H5L4 62V60L5 59H3L2 60ZM17 59V60H18ZM28 58H26V60H27ZM33 59V58H32ZM35 59V60H36ZM80 59H83V58H81L80 57ZM87 59V58H86ZM90 59V58H89ZM174 61H173V60ZM235 59V58H234ZM245 59H247L246 61H248L247 62V64L245 65L244 63L242 64V62H244V60ZM11 60V61H10ZM12 60H14V62L12 61ZM23 60H24V63L26 62L25 61V57L23 58ZM29 60V59H28ZM64 60V61H65ZM77 60H79L78 58H77ZM85 60V59H84ZM84 60H83V62H84ZM88 60V59H87ZM94 60V59H93ZM167 60L168 61H171V62H173V63H171V62H167ZM236 60V59H235ZM19 61H20V59H19ZM18 61V62H19ZM43 62V63H45L44 65H42V66H45L47 63L46 62ZM67 61V60H66ZM69 61H67V63L69 62ZM80 61V60H79ZM184 61V62H183ZM17 62V63H18ZM42 61H40V62H38V64L39 63H41ZM75 62H77V61H75ZM87 62V61H86ZM91 62H92V60H91ZM90 62V63H91ZM121 62V61H120ZM128 62V61H127ZM126 62V63H127ZM131 62H133V63H131ZM166 62H167V64H166ZM185 62H187L185 65L183 64V66L181 65L182 63H185ZM236 62V61H235ZM19 63H21V61L19 62ZM23 63V62H22ZM62 63H63V61H62ZM129 63V62H128ZM200 63H202L201 64V67H200ZM238 63V62H237ZM246 63V62H245ZM26 64H29V63H26ZM38 64L36 63V65L38 66ZM121 64H123L122 66H120ZM169 64H172V66L170 67V65ZM176 64H178V65H176ZM179 64L181 65V66H179ZM235 65H236V63H234ZM234 64H230V65H232V67H233V65ZM23 65V64H22ZM33 66H35L34 64H32ZM31 65V66H32ZM40 65V64H39ZM40 65V66H41ZM71 65V64H70ZM74 65H77V64H74ZM78 65H80V64H78ZM77 65V66H78ZM85 65V64H84ZM90 65V64H89ZM116 65H117V63H116ZM150 67H149V66ZM188 65V66H187ZM235 65H234V67H235ZM238 66H239V64H237ZM237 65H236V67H237ZM1 66V65H0ZM23 66H27V65H23ZM37 66H35L36 68H37ZM39 66V67H40ZM41 66V67H42ZM49 66H45L46 68H48ZM81 67L80 68H82V65H80ZM148 66V67H147ZM201 68H199V67ZM2 67H1V69H2ZM16 67V68H17ZM203 67V68H202ZM22 68V67H21ZM24 68V67H23ZM42 68H44V67H42ZM73 68V67H72ZM75 68V67H74ZM197 68V69H196ZM200 70H199V69ZM0 69V70H1ZM15 69V68H14ZM29 69H30V67H29ZM33 69H35V68H33ZM66 69V68H65ZM67 69H68V67H67ZM66 69V70H67ZM70 69H71V67H70ZM126 69V68H125ZM147 69V70H146ZM202 69H204L203 71L205 72V70L207 71V72H205L206 74H204L203 73V81L202 80H200L201 79V73L203 72V71H201ZM237 69V68H236ZM19 70V69H18ZM64 70V69H63ZM65 70V71H66ZM69 70V69H68ZM72 70V69H71ZM78 70V69H77ZM141 70V71H140ZM230 70V69H229ZM232 70V69H231ZM233 70L235 71V68H233ZM56 71V70H55ZM70 71V70H69ZM68 71V72H69ZM74 71H75V69H74ZM73 71V72H74ZM126 71V70H125ZM139 71V72H138ZM201 71V72H200ZM239 71V70H238ZM241 71V70H240ZM67 72V71H66ZM122 72V73H121ZM141 72V73H140ZM199 72V73H198ZM71 73H72V71L70 72V75H71ZM74 73H76V72H74ZM73 73V74H74ZM138 73H140V74H138ZM207 73H209V74H207ZM211 73H212V75H211ZM235 73V72H234ZM236 73H238V72H236ZM62 74H65V73H63V71H62ZM123 76H122V75ZM127 74V75H126ZM199 74H200V76H199ZM231 74H233V72L231 73ZM240 73H238V75L237 76H239V77H242V74H241V76L239 75ZM57 75V74H56ZM69 75V76H70ZM163 75V76H162ZM177 76V81L175 82V84H172V80L170 81L169 79H170V77L171 76ZM204 75H208V76H204ZM225 75V74H224ZM227 75V74H226ZM225 75V76H226ZM60 76H61V74H60ZM68 76V78L66 77V80H68L67 82H65V83H67V84H65L67 87H68V89H69V87H70V85L71 86H73L74 84H71V82L73 81L71 78L73 77H69ZM162 76V77H161ZM174 76H173V79H175L174 78ZM175 76V77H176ZM228 76H230V75H228ZM232 76V75H231ZM234 76V75H233ZM247 76H246V79H247ZM63 77H65V76H63ZM245 77V76H244ZM60 78V77H59ZM219 78V77H218ZM250 78H251V80H250ZM63 79H65V78H63ZM69 79H71L70 80V82H69ZM137 79V80H136ZM156 79H158V82L159 83H157L159 86H163L162 88L164 89V90H166L165 88H164V86L168 83V81H167V83H166V81H165V83H163L164 82V80H169V83L171 82V84L169 85V83H168V90H166V92L164 91V90H162V88H160L159 87V89H158V91H157V89H156V82H157V80ZM162 79H163V81H162ZM222 79V81L224 80V79H226V78H220V80ZM228 79V78H227ZM65 80V81H66ZM110 80H112V79H110ZM109 79L107 80V81H110ZM217 80V79H216ZM219 80V79H218ZM219 80V81H220ZM187 81H189V82H192V83H187ZM36 82H38V81H36ZM42 82H44V81H42ZM42 82H40V83H42ZM69 82V83H68ZM112 82V81H111ZM111 82H107V83H109L108 85H112L111 84ZM115 82V81H114ZM160 82H162V84L160 85ZM39 83V82H38ZM46 83H47V81H46ZM73 83V82H72ZM103 83H105V82H103ZM136 83V84H135ZM174 83V82H173ZM185 83H187V84H185ZM37 84V83H36ZM35 84V85H36ZM70 84V85H69ZM84 84V83H83ZM132 84H134L135 86H133ZM156 84V85H155ZM165 84V85H164ZM196 83H194V85L192 86V87H198L199 85H202V83L201 84H199V85H195ZM38 86L40 85V84H37ZM42 86L44 85V83H42L41 84ZM46 85V84H45ZM81 85V84H80ZM98 85V84H97ZM101 85H103L102 83H101ZM100 85V88L101 87H103V86H101ZM106 85V84H105ZM104 85V87H107L108 88V85H106L105 86ZM153 85H155V86H153ZM190 85H188L189 87H191ZM37 86V87H38ZM48 86H50V85H46V87H45V89H44V91L43 92H41V93H38V96L36 95V93L37 92H40V89L39 90H36L35 91V88L37 89V87H35V88H33L34 89V92H31V93H34L36 96H37V98H36V101H33L34 99H32V105L31 106H29V105H27V107L29 106L30 107V109L31 110H29L30 111V113H32V112H34V113H38V111L40 112L41 110H42V112L46 115V114H48V111H47V113H46V110H47V106H46V103H47V105H48V102H52L53 103V101H49L52 97L54 98L55 96H54V92L53 91H50V90H52L51 89V87H48ZM64 86V85H63ZM65 86V88H67ZM113 86H115V85H113ZM112 86V87H113ZM135 88L136 87V89L138 90V89H142V91L143 92H140L141 94H138V96L139 95H141V98H140V96H139V99H136L138 96H136L135 97V93L137 94V92H135V93H133V91L135 90L133 87ZM166 86V87H167ZM31 87V86H30ZM44 87V86H43ZM97 87V86H96ZM111 87V88H112ZM155 88V90L157 91V92H159L160 91V89H161V91L159 92V93H156V92H153V93H155V94H152V92H151V88ZM182 87L183 88H185V89H182ZM199 87H201V86H199ZM247 87V86H246ZM40 88V87H39ZM72 88V87H71ZM82 88H83V86H82ZM114 88V87H113ZM118 88H119V86H118ZM147 88V89H146ZM149 88V89H148ZM158 88V87H157ZM67 89V90H68ZM74 89V90H73ZM73 89H72V91H69L68 93H66L67 92V90H65L64 91V89H63V92L65 93V94H69V95H73V93H74V91H75V89L76 90H78L77 88H74L73 87ZM94 89H95V87H94ZM101 89H103V88H101ZM100 89V90H101ZM110 89V88H109ZM169 89L173 92V94H172V92L171 91H169ZM180 89V91H178ZM191 89V88H190ZM189 89V90H190ZM194 89V88H193ZM193 89H191V90H193ZM196 89H198V88H196ZM200 89V88H199ZM28 90V89H27ZM41 90H43L42 89V87H41ZM70 90V89H69ZM97 90H99L98 88H97ZM96 90V91H97ZM108 90V89H107ZM139 90V91H140ZM154 89H153V91H155ZM175 92H174V91ZM243 90H244V88H243ZM258 90V91H257ZM33 91V90H32ZM79 91V90H78ZM93 91V90H92ZM91 91V93H93ZM102 91V90H101ZM100 91V92H101ZM103 91H106V90H103ZM102 91V94L104 93ZM163 91V92H162ZM204 91H206V90H204ZM51 92H53V94L51 95ZM77 92V91H76ZM74 93V95L71 97V96H69V97H71V99L70 100H76L77 98H79V99H77L76 101H80V99H81V96L79 95L80 94V92L77 94V93ZM107 92V91H106ZM111 92L112 93H114L113 95L114 96H112V94H111ZM180 93V94H182V95H184L183 93ZM189 92H191V91H189ZM203 92V91H202ZM208 92V91H207ZM235 92V91H234ZM238 92H239V90H238ZM247 93V95H248V92H246L245 90L242 92V94H244V95H242V96H244V97H242L239 93H237V94H239L240 95V97H241V99H239V98H235L236 99V102L237 101H239L238 103H237V105L235 104V107L237 106V108L236 109H240V107L241 106H238V104L239 103H241V102H243V104H245L246 105V112L248 111L247 110V108L249 109V114H247V117L249 118V119H241V117H243V115L240 117L239 115H241V114H244L245 113V111H244V107L240 110L241 111V113H240V111L239 110H237L238 111V113H237V115L239 116V118H240V120H238V118H237V120L240 122L241 120V122L239 123V122H237V123H239V124H237V125H235V126H230V125H232V124H234L233 122H231V124L230 125H228V123L226 122V121H228V122H230L228 119H229V117H231V116H229L228 117V119H227V117L226 116H228V115H226V116H221V115H223L222 113H221V111L222 110H220L221 108H219V106H220V104L219 105H216L219 109H216L217 107L216 106H214V107H216L215 109H214V112L212 113V114H214L215 115V111H218V110H220V114H219V112H217L216 114H217V117H215L214 115L211 117V115L209 114V113H206V115H205V112L203 111V109L205 108L204 106L203 107H201V105H203V104H201L200 106L199 105H196L198 102H197V100L196 101H194V102H197V103H193V101H192V104L193 105H195L196 107V109L195 108H190V109H193L192 111L193 112H195V110H197V108L198 109H200L199 107H201V108H203L202 109V111H203V113H204V115L207 117V118H205V116H203V113H201V109L198 111L197 110V118H198V116H199V114H200V118L202 119V120H200V118H198V120L201 122L202 121V123L200 124L201 126H205V129H207L206 131H205V133L206 132H208V133H204V131H202L201 129V132H203L202 134L204 135H206V136H208V138L205 136V138H204V136H203V139L202 140H206V138H207V140L209 139V141H208V144L207 143H205L203 146H205L206 144V146L204 147V148H206V151L208 150H210V151H212L213 152V150L214 149H216L215 151L216 152H219V150H220V152L218 153V155L217 156H219L220 155V153H222L223 151H221V149L224 147L225 148V146H227L226 148H225V151L227 150H229L230 152H231V148H232V146H233V144H234V142H236L237 143V145H239V146H237L236 145V143L234 144V146L236 145V149H237V147H238V149L239 148H243V146L244 147H246V144H245V142H250L249 141V139L248 140H245L244 139V137H248L249 136V138H251V136H252V138H257L255 141H257V143L255 144V143H252V145L251 144H249V145H251L252 147H250V148H254L253 150H255V148L257 147H260L261 148V150H262V153H264L263 151V149H264V109L263 110H261L260 109V106L262 105V104H264L263 102V100H262V104H260V105H258V104H255L254 102H256V99L258 98V97H256V96H258V94H255V92L253 93L254 94V96H253V98H256V99H253L252 98V101H253V103H252V101H251V99H250V97H252V95L253 94H249V95H251L249 98H246V99H250L249 101L248 100H246L245 99V103H244V101H242V98H243V100H244V98H245V93ZM63 93V95H65ZM72 93V94H71ZM82 93V92H81ZM90 92H88V94H90V95H94L96 92H94V94H91ZM97 93H99V92H97ZM96 93V94H97ZM170 93V94H169ZM186 93V92H185ZM188 93V92H187ZM194 93V92H193ZM211 93V92H210ZM33 94V95H34ZM101 94V95H102ZM108 94V93H107ZM215 97H216V95L217 94H215V93H212ZM31 95V94H30ZM76 95V96H75ZM79 95V96H78ZM100 95V94H99ZM98 95V96H99ZM116 95V96H115ZM182 95H180L181 97H182ZM188 95H190V93H188ZM192 95H194V94H192ZM200 95V94H199ZM202 95V94H201ZM201 95H200V97H201ZM203 95H205V93L203 94ZM206 95H209L210 96V94H207L206 93ZM205 95V97H207ZM246 95V96H247ZM264 95V94H263ZM32 96V95H31ZM78 96V97H77ZM104 96V97H103ZM105 96L106 95H102V97L103 98H105ZM178 96H179V94H178ZM179 96V97H180ZM229 96V95H228ZM227 96V97H228ZM235 96V95H234ZM34 97V96H33ZM67 97H68V95H67ZM66 97V99L68 100V98ZM76 98V99H72V98ZM113 97V98H112ZM151 97V98H150ZM230 97H231V95H230ZM233 97V96H232ZM248 97V96H247ZM84 98V97H83ZM86 98H87V96H86ZM94 98V97H93ZM95 98H97V97H95ZM109 98H107V99H109ZM185 98V97H184ZM196 98H197V96H196ZM210 98V97H209ZM214 98V97H213ZM217 98V97H216ZM220 98V97H219ZM234 98V97H233ZM141 99V100H140ZM145 99H147L146 101V103H151L152 102V107L150 106V104L148 105V107H144V106H146L145 104H144V106H141V104L142 103H144V102H141V101H145ZM150 99V101L151 102H148V100ZM195 99V98H194ZM202 98H200V100H201ZM221 99L223 100L224 98H220V100H219V102H218V100H214L217 104L218 103H220L221 102ZM227 99V98H226ZM228 99H229V97H228ZM238 99V100H237ZM259 99H257V100H259ZM47 100H48V102H47ZM51 100H53V99H51ZM140 100V101H139ZM158 100H160V103H161V100L162 101H164L163 103H164V105L163 106H165V104H166V109H164L165 110V113L163 112V114L162 113H159L158 114V112H157V114H155V112L153 113L151 110L153 109V110H155V106H159V104L157 103V102H159ZM192 100H193V97H192ZM203 100V99H202ZM202 100L200 101V102H202ZM207 100V99H206ZM206 100H203V101H206ZM225 100V99H224ZM224 100H223V102H221V103H223L224 104ZM233 100V99H232ZM231 100V101H232ZM56 101V100H55ZM79 101H78V103L77 104H81V103H79ZM230 101V102H231ZM251 101V102H250ZM35 102V103H34ZM104 102V101H103ZM115 102V103H116ZM185 102H187L186 100H185ZM207 102V101H206ZM213 102V101H212ZM215 102L214 103H212V104H215ZM229 102V101H228ZM235 101L233 102V104L234 103H236ZM172 103V104H173ZM182 103V102H181ZM181 103H179L178 101L176 102V106L173 104V108H176L175 110H177V114L176 113H174V115H173V117H175V115H178L179 113V115L178 116H176V117H178V118H173V117H170L171 118V120H170V118L169 119H167V118H164V119H167L168 120V122H167V124L168 125H170L171 123L170 122H172V118H173V120L174 121H176L177 119H178V121H176L174 124L176 125V131H174V132H176V134L175 135H173L172 133V137H176L174 140L171 138V137H169V138H171L172 140H170L169 139V141L167 140L168 138V136L169 135H167V137H166V141L167 142H163V139L164 138H162V140H160L157 136H158V134L160 133V129L162 128V127H160L159 125V133L157 132V134H156V137H154L153 136V138H154V140L156 139H158V141L157 142H155V146H156V143H160V145H162V148L166 145H168V143H169V145L171 146L172 144L174 145V148L175 147H177L178 146V148L180 149V147L182 146L183 148L182 149H180L179 150V152H185V151H187V150H189L190 151V149L189 148H192L191 147V145L192 144H194V141H195V143H196V140L194 139V138H198V137H201L202 135H200L201 133H199V135L197 134V133H195V135H193L192 134V132H191V130L193 129L192 128V126L191 127H189V128H187L188 127V125H190V123H191V125L192 124H194L195 122V124H197V122H199V121H196L195 120V122L193 121L194 119H193V115H194V118H195V114H196V112H195V114L192 112L191 114H187V110H188V107H186V106H188V105H186L185 104V107H184V105H182ZM189 103V102H188ZM55 104V103H54ZM106 104H108V103H106ZM124 104V105H123ZM137 104H138V108H137V110H139V108L141 107V108H145V109H149L150 110V112H152V113H149V110L147 109V110H145L144 108H143V110H145V111H143L141 108V110H139V111H141V112H138L137 110H136V106H137ZM172 104H171V106H172ZM182 105V106H180V109L178 108V106L179 105ZM183 104H184V102H183ZM191 104V103H190ZM231 104V103H230ZM230 104H228V105H230ZM232 104V105H233ZM102 105V104H101ZM110 105V104H109ZM121 105H123L124 107H121ZM128 105V106H127ZM192 105V106H193ZM231 105V106H232ZM239 105H241V104H239ZM46 106V107H45ZM79 106V105H78ZM125 106H127V107H125ZM130 106H132V107H130ZM140 106V107H139ZM162 106V107H163ZM198 106V107H197ZM206 106V105H205ZM209 106V105H208ZM207 106V107H208ZM223 105L221 104V107H222ZM225 106H227V105H225ZM224 106V107H225ZM242 106H244V105H242ZM80 107V106H79ZM105 107V106H104ZM108 107V106H107ZM106 107V108H107ZM111 107V106H110ZM129 107V108H128ZM154 107V108H153ZM159 107H161V106H159ZM158 107V108H159ZM170 107V106H169ZM211 107V106H210ZM262 107H264V106H262ZM121 108V109H120ZM134 108H135V112H134ZM151 108V109H150ZM186 108H187V110H186ZM213 108V107H212ZM29 109V108H28ZM41 109V110H40ZM114 109H112V110H114ZM169 109V110H168ZM208 109V108H207ZM110 110H111V108H110ZM109 110V111H110ZM133 110V111H132ZM158 110V109H157ZM161 110H162V108H161ZM161 110H159V111H161ZM163 110V111H164ZM185 110L187 111L186 112V115H185ZM223 110H224V108H223ZM234 110V109H233ZM243 110V111H242ZM28 111V112H29ZM42 112H40V114H42ZM112 112V111H111ZM200 112V113H199ZM229 112V111H228ZM29 113V114H30ZM49 113H50V111H49ZM108 113H110V112H108ZM169 114H170V112H168ZM189 113H190V110H189ZM223 113H225V112H223ZM230 113V112H229ZM25 114H27V113H25ZM33 114V113H32ZM44 114H42V115H44ZM113 114V113H112ZM121 114V113H120ZM119 114V115H120ZM150 114V115H149ZM162 114V115H161ZM168 114V115H169ZM193 114V115H192ZM202 114V115H201ZM207 114H208V116H207ZM44 115V116H45ZM114 115V116H115ZM116 115V116H117ZM127 115L125 116V117H127ZM154 115H153V117H154ZM167 115V116H168ZM190 115H192L191 116V118H189V120H188V117L187 116H190ZM235 115V114H234ZM236 115V116H237ZM245 115V114H244ZM49 116V115H48ZM48 116H46V117H43V121H45V119L48 117ZM123 116V115H122ZM121 116V117H122ZM184 116V117H183ZM220 118H219V117ZM26 117H28V116H26ZM30 117V116H29ZM28 117V118H29ZM50 117V116H49ZM117 117H120V116H117ZM152 117V118H153ZM187 117V118H186ZM245 117H246V115H245ZM28 118H25L24 117V119H26V122H27V119ZM112 118H113V115H112ZM127 118H129V117H127ZM129 118V119H130ZM155 118H157L156 120H155V122L157 121V120H159L158 118L159 117H154L153 119H155ZM203 118H204V120H203ZM211 118H212V120H211ZM222 118L223 119H226V120H224V122H226V123H224L223 122V120H222ZM232 118V117H231ZM48 119L49 118H47V120L46 121H48ZM108 119H109V116H108ZM126 119V118H125ZM129 119L127 120L128 121V124H129ZM176 119V120H175ZM190 119H191V121H193V122H190ZM234 119V118H233ZM31 120V117H30V119H29V121ZM34 120V119H33ZM41 120V119H40ZM40 120H39V123H40ZM50 120V119H49ZM106 120V119H105ZM161 120H163V118L161 119ZM32 121V120H31ZM42 121V122H43ZM118 122H121V120L119 121V120H117ZM140 121V120H139ZM151 121V122H150ZM170 121V122H169ZM33 122V121H32ZM31 122V123H32ZM36 122H38V121H36ZM35 122V123H36ZM48 122H50V121H48ZM115 122V121H114ZM122 122H124V120H122ZM141 122V121H140ZM159 121H157V123H158ZM190 122V123H189ZM235 123H236V121H234ZM102 123V122H101ZM106 123V127L108 126L107 125V122H105ZM113 122H111V124H112ZM125 123H126V121H125ZM163 123V122H162ZM173 123V122H172ZM222 123V124H221ZM37 124V123H36ZM100 124V123H99ZM111 124H109V126L111 125ZM116 124H118V123H116ZM141 124V123H140ZM164 124V123H163ZM166 124V123H165ZM173 124V126H175ZM225 124H226V126H225ZM32 125V124H31ZM102 125H103V123H102ZM113 125V124H112ZM138 125V124H137ZM154 125V126H155ZM162 125V124H161ZM33 126V125H32ZM123 125H121V126H119V127H122ZM131 126H132V124H131ZM140 127H142L141 125H139ZM147 126H146V128H147ZM157 126V127H158ZM196 126V125H195ZM52 127V126H51ZM99 127H102V126H99ZM98 127V128H99ZM104 127V130L106 129V127H105V125L103 126ZM135 127L137 128V126L135 125ZM134 127V128H135ZM153 127V126H152ZM163 127H165V126H163ZM171 127H172V125H171ZM198 127V126H197ZM53 128V127H52ZM110 128V127H109ZM113 128V127H112ZM111 128V129H112ZM123 128V127H122ZM121 128V129H122ZM135 128V129H136ZM173 128V127H172ZM188 129L187 131L188 132H191L190 134H192V136H193V139H194V141H193V143H191L192 141H188V139H192V136L191 137H189L190 135H188V136H186V133H184L185 134V136H186V138H188L187 139V141L188 142H186L184 139H183V137H185V136H183L181 133L183 132V131H185L186 129ZM191 128V129H190ZM199 128V127H198ZM204 127H202V129H203ZM117 129V128H116ZM130 129V128H129ZM133 129V128H132ZM140 129V128H139ZM138 129V130H139ZM144 128L142 127V130H143ZM151 129V128H150ZM175 129V128H174ZM174 129H172V130H174ZM190 129V130H189ZM205 129H203V130H205ZM53 130V129H52ZM52 130H50L51 131V133H55L54 131H52ZM95 130V129H94ZM104 130L102 131V132H104ZM110 130V129H109ZM118 130H119V128H118ZM137 130V129H136ZM137 130V132H139ZM141 130V129H140ZM155 130V129H154ZM158 130V129H157ZM172 130H170V131H172ZM56 131V130H55ZM107 131V130H106ZM120 131V130H119ZM164 131H165V129H164ZM192 131H194V130H192ZM197 131V130H196ZM96 134H97V127H96ZM100 132H101V128H100ZM107 132H109V131H107ZM107 132H104L105 134H110V132L109 133H107ZM130 132H131V129H130ZM161 132H162V129H161ZM166 132V131H165ZM165 132H163V133H165ZM188 132H187V134H188ZM200 132V131H199ZM244 132H246V133H248V134H245ZM12 133H14V132H11V134ZM156 133V132H155ZM163 133L162 134H159V135H163ZM5 134V133H4ZM3 134V135H4ZM96 134H93V137H94V135H95V137H97L99 134L100 135H102L101 133H99L98 135H96ZM196 134H197V136H196ZM244 136V137H242V135ZM10 135V134H9ZM8 135V136H9ZM18 135V134H17ZM20 135V134H19ZM47 135H48V133H47ZM47 135H46V137H47ZM51 134H49V136H50ZM111 135H112V133H111ZM135 135V134H134ZM15 136V135H14ZM43 136H45V135H43ZM54 135L52 134V136H50V138L51 137H53ZM104 136V135H103ZM108 136V135H107ZM106 136V137H107ZM110 136V135H109ZM195 136V137H194ZM20 137L22 138V140L25 138V136H19L18 138L20 139ZM40 137H42V136H40ZM39 137V138H40ZM112 137V136H111ZM111 137H107V138H111ZM134 137V136H133ZM165 137V136H164ZM8 138V137H7ZM10 138V137H9ZM44 138V137H43ZM54 138V137H53ZM92 138V137H91ZM100 138V137H99ZM106 138V139H107ZM14 139V141H11V142H15L16 140L15 139H17V138H13ZM12 139V140H13ZM49 139V138H48ZM89 139H90V136H89ZM92 139H95V138H92ZM97 139V138H96ZM95 139V140H96ZM104 139H105V137H104ZM129 139V138H128ZM127 139V140H128ZM192 139V140H193ZM200 139V140H201ZM10 140H11V138H10ZM9 140V141H10ZM22 140H19L18 142H21ZM25 140V139H24ZM108 140V139H107ZM107 140H106V142H107ZM135 140V139H134ZM154 140H152V143H153V141ZM198 140V139H197ZM200 140H198L197 142L199 143H201V141ZM207 140L206 141H202V144H203V142H207ZM254 139H251V141H253ZM53 141H55V139H53ZM97 141V140H96ZM102 141H104V140H102ZM111 141H112V139H111ZM165 141V140H164ZM183 141V142H182ZM245 141V142H244ZM99 142V141H98ZM128 142H129V140H128ZM130 142H132V140H130ZM129 142V143H130ZM136 141H133L132 143L134 144ZM147 142H148V140H147ZM172 142V143H171ZM191 144H190V143ZM105 143V142H104ZM109 143V142H108ZM107 143V144H108ZM111 143H113V142H111ZM131 143V144H132ZM151 143V142H150ZM151 143V144H152ZM171 143V144H170ZM183 143V144H182ZM188 143V144H187ZM198 143H196V144H198ZM238 143H240V144H238ZM106 144V143H105ZM116 144V143H115ZM131 144H130V146H131ZM146 144V143H145ZM149 144V143H148ZM185 144H187V146L185 145ZM201 144V145H202ZM256 145V147H253V145ZM109 145H112V144H109ZM108 145V146H109ZM126 145H127V143H126ZM140 145V144H139ZM157 145H159V144H157ZM168 145V148L170 147ZM185 147H184V146ZM195 145V144H194ZM194 145H192L193 147H194ZM200 144L199 145H195V146H201ZM209 145V146H208ZM241 145V146H240ZM248 145V146H249ZM105 146V145H104ZM112 146H114V145H112ZM111 146V147H112ZM136 146L138 147V145L136 144ZM188 146H190L189 148H188ZM234 146H233V148H234ZM107 147V146H106ZM127 147V146H126ZM134 147H135V144H134ZM133 147V148H134ZM137 147H135V148H137ZM150 148L148 149V146L146 147L147 149H148V151L150 152V155L148 154V153H146V156L147 155H149V157L151 156V158L153 157V154L155 155L158 151H160L159 150V148H161V146H157V152L156 153H154L155 151L154 150H151V149H153L152 148V146H149ZM209 147H211L210 149H208ZM71 148H75V147H71ZM70 148V149H71ZM139 148V147H138ZM156 148V147H155ZM154 148V149H155ZM161 148V149H162ZM165 148H167V147H165ZM173 148V149H174ZM178 148L177 149H174V150H178ZM195 148V147H194ZM198 148V147H197ZM199 148H201V147H199ZM213 148V149H212ZM223 148V149H224ZM230 148V149H229ZM249 147H248V149H247V147H246V151L248 150V154H249V156L250 155H252V156H250L251 158L253 157V154H254V156H256V158H258L259 157V162L261 163V164H258L257 162H258V160L254 157V158H250L248 155H247V153H245L246 151L245 150H242L246 155L245 156H247L246 158H245V156H242V155H244V154H242L243 152H241V156L242 157H244L245 159L244 160H248V161H244L243 160V158L242 157H240V151L239 150H237V151H239L238 153H239V155L236 153L237 151H233V153H236L237 154V156H236V158L238 157V159H240L241 158V160H242V163L243 164H245L246 166H247V164L249 163V161H251L250 162V164H251V166L253 167L254 165H256L255 163H257V165H258V168H257V166H254V168H256V169H261V168H259L260 166H262V167H264L262 164H264V163H262V162H264V156L259 152V151H261V150H255V151H253V150H251ZM260 148H258V149H260ZM263 148V149H262ZM127 149V148H126ZM128 149H130V148H128ZM127 149V150H128ZM144 149V148H143ZM143 149H140V150H143ZM146 149V150H147ZM164 149V148H163ZM162 149V150H163ZM171 149H172V146H171ZM172 149V151H174ZM212 149V150H211ZM249 149H250V151H249ZM73 150H75V149H73ZM72 150V151H73ZM127 150H124V152H126ZM131 150V152H132V149H130ZM130 150H129V152H130ZM136 151L135 152H133L134 153V155H133V153L131 154H129V152H127L128 154H129V156L131 157V159H132V161H134V162H136L137 163V160L139 161V163H140V159H141V157H140V154L139 153H141V151L138 153V151L139 150H137V149H135ZM145 150V151H146ZM168 150V149H167ZM166 149H165V152L167 151ZM185 150V151H184ZM195 151L196 152V150H199V149H196L195 148V150L192 148L191 149V151ZM232 150H235V149H232ZM71 151V150H70ZM113 151V150H112ZM112 151L110 152L111 153V156H114V154H112ZM116 150H114L113 152H115ZM144 151V150H143ZM153 151V152H152ZM171 151V152H172ZM190 151V152H191ZM208 151H207V154H208ZM55 153H56V151H54ZM123 152V153H124ZM147 152V151H146ZM162 152V151H161ZM160 152V153H161ZM165 152H164V154H165ZM190 152H188L187 151V157H188V153H190ZM194 152V153H195ZM201 152L203 153V154H206V152L204 153V150H201ZM249 152H253L252 154H250ZM256 154H255V153ZM50 153H52L51 151H50ZM94 154H95V152H93ZM120 153H122V152H120ZM135 153H137L136 155H135ZM175 151L174 152H172L171 154L172 155H174L175 156ZM178 153V152H177ZM176 153V154H177ZM257 153L260 155H262V156H257ZM53 154V153H52ZM97 154V153H96ZM124 154H126V153H124ZM124 154H122V155H124ZM143 154H144V156H145V153L143 152ZM159 154V153H158ZM162 154V153H161ZM167 154V153H166ZM170 154V148H169V151H168V156H170L171 155ZM181 153H179L178 155H180ZM186 154V153H185ZM223 154V153H222ZM228 154H230V153H228ZM227 154V155H228ZM51 155V154H50ZM58 155V154H57ZM109 154H107V156H108ZM115 155H117V154H115ZM171 155V157H173ZM177 155V156H178ZM184 154H182L181 156H183ZM190 155H192V154H190ZM231 155V154H230ZM230 155H228V156H230ZM49 156V155H48ZM94 156V155H93ZM102 156V155H101ZM100 156V157H101ZM132 156H134V157H132ZM136 156V157H135ZM142 156V155H141ZM143 156V157H144ZM155 156H157V154L155 155ZM155 156H154V159H152V160H155ZM162 156H164V155H162ZM161 156V157H162ZM167 156V157H168ZM177 156H176V159H177ZM181 156H179V157H181ZM204 156V155H203ZM210 157V155H207V157ZM212 156H214V154L212 155ZM212 156H211V158H212ZM228 156H226V157H228ZM50 157V156H49ZM57 157H60V155L59 156H57ZM62 157V156H61ZM95 157H96V155H95ZM94 157V158H95ZM117 157V156H116ZM126 156L124 155V157H123V159L125 158ZM158 158L160 157L159 155L157 156ZM156 157V158H157ZM170 157V158H171ZM190 157V156H189ZM192 157V156H191ZM205 157V156H204ZM222 157V156H221ZM248 157L251 159H248ZM260 157H262V158H260ZM97 158V157H96ZM101 158H103V157H101ZM104 158H106V157H104ZM135 158H137L136 160H134ZM140 158V159H139ZM151 158H148V156H147V159L148 160H150ZM217 158V157H216ZM231 158H232V156H231ZM235 158V157H234ZM45 159V158H44ZM110 159H112V158H110L109 157V159H108V157H107V160L106 161H110ZM117 159V158H116ZM119 159V158H118ZM126 159V158H125ZM130 159V158H129ZM160 159V158H159ZM167 159V158H166ZM175 159V160H176ZM183 159H184V157H183ZM190 159V158H189ZM219 160H221L220 159V157L218 158ZM256 160V161H252V160ZM263 161H262V160ZM39 160H41V159H39ZM66 160H68V159H66ZM90 160V159H89ZM120 160H122V159H120ZM168 160H170V159H168ZM207 160H210L211 161V159H208L207 158ZM217 159H215V161H216ZM240 160V161H241ZM42 161V160H41ZM49 161H51V160H49ZM48 161V162H49ZM94 161V160H93ZM97 161H98V159H97ZM103 161H104V159H103ZM123 161V160H122ZM122 161H117L116 160V162H115V159H114V157H113V165H115L114 163H118L119 162V164L121 163V165H122ZM125 161V160H124ZM123 161V162H124ZM151 161V160H150ZM159 161V160H158ZM204 161H206V160H204ZM218 161V160H217ZM222 161V160H221ZM227 161V160H226ZM237 161V160H236ZM38 162V161H37ZM46 162V161H45ZM62 162V161H61ZM66 162V161H65ZM95 162V161H94ZM99 162V161H98ZM101 162V161H100ZM105 162V161H104ZM128 162H129V164H131V163H133V162H131V160L129 161H127V164H128ZM149 161H146V164L148 163ZM153 162V161H152ZM151 162V163H152ZM168 162V161H167ZM170 162V161H169ZM173 162H174V159H173ZM189 162V161H188ZM207 162V161H206ZM214 162V161H213ZM246 162H247V164H246ZM252 162H255V163H253L252 164ZM64 163V162H63ZM66 163H68V162H66ZM65 163V164H66ZM74 163H76V161H74ZM73 163V164H74ZM92 163V162H91ZM103 163V162H102ZM110 163H112V160H111V162ZM136 163H134L135 165H136ZM150 163V164H151ZM209 163V162H208ZM210 163H212V162H210ZM237 163H239L238 164V168H239V170H237V171H242L243 173L244 172H246V171H248L250 168H251V170L253 171H251L252 173H253V175H252V173H250V171H248L250 174H249V176H254V175H256V176H254V177H258V176H260L262 173V170H263V168L261 169V172H260V170H259V175H257L258 173H257V171H256V173L254 174V170H253V168L249 165V167H247V169H246V167L245 168H243L242 167V163L240 164V162H237ZM40 164V166H41V163H39ZM97 165H95V166H98V163H96ZM107 164V163H106ZM105 164V165H106ZM109 164V163H108ZM123 164H125V162L123 163ZM129 164H128V167H126V164H125V166H124V168H126V171H127V168H130L131 166H132V164L130 165V167H129ZM133 164V165H134ZM145 164V166H147ZM154 164V163H153ZM166 164V163H165ZM169 164V163H168ZM213 164H216V162L215 163H213ZM213 164H211V165H213ZM231 164H233V163H231ZM230 164V165H231ZM236 163L234 162V164L233 165H235ZM76 165V164H75ZM74 165V166H75ZM99 165H100V163H99ZM102 166L101 167H99L100 168V170H101V168L104 166L103 164H101ZM112 165V166H113ZM121 165H118V164H116L115 166H113V167H116V168H114V171L116 172V171H118V169L120 170V167H121ZM139 164L137 163V166H132L133 168H135L136 169V167L138 168V170L139 169H141V171L139 170V171H136L138 174H140V175H136L137 173L136 172H134V170L132 171V167L130 168L131 169V171H130V174H131V176L133 175H135V177L134 178H130L131 176H130V174L129 173H127V172H124L125 170H124V168H123V165H122V170H120V171H122V173L124 172V173H126L125 174V176H126V178L127 177H129V178H127V181L126 180H124V177H122L123 178V180H122V178H121V180L122 181H125L124 182V185L123 186H121L120 184H123V183H119V185H120V187H122L123 188V190H125L126 189V191L124 192V195L123 194H121V189L120 188H118V187H115L114 189H115V191L116 192H118L119 191V189H120V193L118 194V193H116L117 194V198H119V199H117L116 201H118V202H115L114 201V199H113V201H112V199L110 200V199H108L107 198V202H106V197H108L110 194V192L108 193V191L109 190H106V189H104L105 191H107L106 193L107 194H109V195H107V196H105V192L104 191H102V192H100L101 193V196H102V198H101V200H103L104 198H103V195L105 196V202L107 203V205H108V207H109V209L108 208H106V204H105V202L104 201H101L100 202V200L99 199H97V197H96V193L97 192H99V191H97L96 193L94 192V193H92V194H95V197H96V199L97 200H94V201H97V202H95L94 204H93V201H91V200H93V199H89L88 197V199L86 198V197H83L82 199L83 200H85V199H87V200H85L84 202L85 203H87L86 201H88V200H90V203L88 202L86 205H85V207L87 206V207H89L88 205L90 204L91 206L90 207H92V205L94 206V208H99L98 210L97 209H95V210H97L98 212L100 211V209H101V207H102V209L101 210H103V208H104V205H105V209L106 210H110V208H112L111 209V215H110V217L112 216V218H110L109 217V214H110V212H107L106 213V210L104 209L103 211H102V214L104 215V214H106V215H104L105 217H106V219H108L110 222H111V220H112V222H113V224H114V227H116V226H119L120 227V229L118 228V230H120L119 232V234H118V232L117 231H115L118 235H121V237H119V238H121V239H119V240H121L122 241V244L120 245V244H118V246L120 245L121 246V248H120V252L118 253V255L116 254V252H114V254H116V255H114V257L115 258H111L110 259V261H108L107 263H106V261H107V259H109V256L112 254H110V255H108V253L110 252H108L107 253V255H108V258L106 257V256H104V259H106V261H105V263H103L102 262V260H101V262L102 263H100V264H264V228H261L258 232H252V233H254V234H251L250 232H247V233H249L248 235H247V233L246 232H244V233H246V235L245 236H243V235H241L242 237H239V238H237L236 240H233L232 242L230 241V242H225L224 243V241H223V243H209V244H206V245H198L197 247H195V246H193L192 245V247L189 249V251H188V249H185V250H187V251H185L186 253L185 254H183L184 253V251H183V249H181V251H183V252H179V250L177 251L176 249H175V252L173 251V250H170L169 252L170 253H167L168 252V236L166 235V237H165V233L166 232H164V231H167V229L169 228V226H167L168 224V220H167V222H165V220L167 219V217H170L171 215H173V214H175V212H178L179 211V213L182 211H188V208L190 207V208H192V206L195 204V203H193L192 201H191V198H190V195L188 194V195H186V196H189V200L190 201H188V199H187V201H182V196H181V198H180V200H179V197H178V200L179 201H182V202H180V203H178L179 201L177 200V202L175 203L174 201V199H173V196H171L172 198L171 199H173L174 201H172L171 199H169L170 201H172V203L173 204H171L168 200V202H166L165 201V199H164V203H166L165 205H167V208L165 207V209H167V212L165 211V214H162L163 216H161L160 217V225H159V229H158V231H160V233H161V235H160V233H158V232H155V233H157V234H159L161 237H160V239H162V240H160L161 242H160V244H159V246L158 245H156V243L154 244V243H149V240L147 241L149 244H151V245H148L147 244V246H145V250L143 249V251H140L138 248H137V250L135 251V250H133L134 251V254H135V256L134 257H132V250L131 249H133V247L134 246H132L131 247V242H130V224H131V221L133 220V218H134V216L135 215H137L138 214V212L141 214L142 213V211L143 210H145L148 206L150 207V205L153 203V201L152 200H150V202H151V204H150V202H149V200L147 201V200H144L143 199V201L147 204V203H149L148 205H146L147 207H145L144 205H145V203L143 204L141 201H142V199L140 200V198H145V199H148L147 198V196L145 195V194H152V193H150L149 191L148 192H144V191H142V190H144V188L147 186L146 184V186L142 189V187H141V189L142 190H140L141 191V193L140 194H137V193H134V191L136 190L138 193H139V189H140V187L138 188L137 187V184H139V183H137L136 184V186L135 187H137L135 190H134V188L132 187V186H134L135 184H133L132 185V183H136V181H135V179H136V177H140L138 180H141L142 181V177L144 176V178H145V175H143L142 176V174L140 173V172H143L142 171V169L144 168H142L141 167V163H140V165L138 166ZM152 165V164H151ZM204 165V164H203ZM206 165H208L207 163H206ZM205 165V166H206ZM210 165V164H209ZM260 165V166H259ZM29 166V165H28ZM43 166V165H42ZM117 166H118V168H117ZM143 166V165H142ZM214 166V165H213ZM33 167V166H32ZM107 167V166H106ZM109 167H110V165H109ZM109 167H107V169H104V167L102 168V170L103 171H105V170H107V172L106 173H104V174H106V176H107V174H108V176H107V178L109 177V176H111V175H109L110 174V171H113V169L111 170V168L108 170V168ZM141 167V168H140ZM151 168H152V166H150ZM149 167V168H150ZM212 167V166H211ZM242 167V168H241ZM77 168V167H76ZM237 168V169H238ZM26 169H28L27 167H26ZM33 169V168H32ZM78 169V168H77ZM116 169V170H115ZM231 169V168H230ZM242 169V170H241ZM245 169H246V171H245ZM31 170V169H30ZM144 170V169H143ZM233 170V169H232ZM231 170V171H232ZM235 170L236 169H234V171L233 172H235ZM27 171H29V170H27ZM109 171V172H108ZM113 171V172H114ZM128 171V172H129ZM148 171V170H147ZM146 171V172H147ZM211 171H212V169H211ZM214 171V170H213ZM264 171V170H263ZM32 172V171H31ZM136 173V174H134V173ZM146 172H145V174H146ZM29 173H30V171H29ZM35 173H36V171H35ZM121 173V174H122ZM133 173V174H132ZM152 173V172H151ZM239 173H241V172H239ZM101 174V173H100ZM103 174V175H104ZM111 174H113L112 172H111ZM118 174H120L119 173V171H118ZM120 174V175H121ZM127 174H129V175H127ZM213 174V173H212ZM212 174H211V178H212ZM215 174V173H214ZM213 174V175H214ZM124 175V174H123ZM122 175V176H123ZM264 175V174H263ZM28 176V175H27ZM46 176V175H45ZM101 176V181H99V182H96L95 183V185L96 186H94V184H93V186L94 187H92L93 189L94 188H97L98 186H99V184L101 183V182H103V183H101L100 185L102 186L101 188L103 189V188H107L108 189V186L109 185H111V186H109V189L110 188H113L114 187V185H116L117 186V184L118 183H116L115 182V180L114 179H112V181L110 180V178L112 177H110V178H108V180H107V178L105 177V180H104V178H102V174L100 175ZM99 176V177H100ZM105 176V175H104ZM147 176V175H146ZM246 177H248V176H246ZM33 178H36V177H33ZM38 178V177H37ZM36 178V179H37ZM51 178V177H50ZM70 178V177H69ZM114 178H115V176H114ZM213 178H215V175H214V177ZM259 178V177H258ZM263 177L262 176H260V179H259V181H263V179H262ZM25 179H27L26 177H25ZM35 179V180H36ZM99 180V178H96V181H98ZM103 179V180H102ZM120 179V178H119ZM131 179H133V182H132V180ZM151 179H153V178H151ZM209 179V178H208ZM247 179V178H246ZM245 179V180H246ZM249 179V178H248ZM253 179V178H252ZM251 179V180H252ZM28 180V179H27ZM35 180L33 181V182H35ZM40 180V179H39ZM55 180V179H54ZM71 180V179H70ZM95 180V179H94ZM114 180V181H113ZM118 182L120 181V180H118V179H116ZM137 180V179H136ZM138 180H137V182H138ZM154 180V179H153ZM152 180V181H153ZM156 180V179H155ZM254 180V179H253ZM25 181V180H24ZM29 181H30V178H29ZM43 181V180H42ZM41 181V182H42ZM50 181H52V179H50L49 180V182ZM58 181V180H57ZM109 181V183H107ZM110 181L113 183H115V184H110ZM122 181H120V182H122ZM150 181V180H149ZM26 182V181H25ZM36 182H39V181H36ZM41 182H39L40 184H41ZM48 182V183H49ZM54 182V181H53ZM55 182H56V180H55ZM143 182V181H142ZM210 182H211V180H210ZM209 182V183H210ZM212 182H213V179H212ZM238 182V181H237ZM257 182V181H256ZM28 183V182H27ZM31 183V182H30ZM62 183V182H61ZM60 183V184H61ZM92 183H94L93 181H92ZM92 183H91V185H92ZM106 183V184H105ZM208 183V182H207ZM260 183V182H259ZM258 183V184H259ZM264 183V182H263ZM17 184V183H16ZM16 184H15V186H16ZM19 184V183H18ZM35 184V183H34ZM44 184V183H43ZM42 184V185H43ZM56 184V183H55ZM58 184V183H57ZM63 184V183H62ZM62 184H61V186H62ZM85 184V183H84ZM83 184V185H84ZM106 186H104V185ZM109 184V185H108ZM141 184V183H140ZM149 184H151V182L149 183ZM212 184V183H211ZM242 184V183H241ZM23 185V184H22ZM28 185V184H27ZM26 185V186H27ZM31 185H32V183H31ZM31 185H30V188H31ZM47 185V184H46ZM51 185V184H50ZM86 185H88V184H86ZM90 185V186H91ZM108 185V186H107ZM113 185V186H112ZM118 185V186H119ZM246 185V184H245ZM257 184H255L254 186H256ZM261 185V184H260ZM263 185V184H262ZM49 186V184L47 185V187ZM58 186V185H57ZM89 186V187H90ZM139 186V185H138ZM208 186H210V184L208 185ZM233 186H234V184L233 185H231L230 186V188L232 187L233 188ZM237 186H238V183H237ZM28 187V186H27ZM36 187H37V185H36ZM46 187V188H47ZM50 187V186H49ZM48 187V188H49ZM59 187V186H58ZM81 187L82 188H85L84 186H82L81 185ZM89 187H88V189H89ZM235 187V186H234ZM257 187H258V185H257ZM263 187V186H262ZM16 189L17 188H20V187H15ZM44 188H45V185H44ZM61 188V187H60ZM99 188H100V186H99ZM98 188V189H99ZM118 188V189H117ZM147 188H150V187H147ZM147 188H145V190H148ZM154 188V187H153ZM156 188V187H155ZM176 188V187H175ZM208 188V187H207ZM231 188V189H232ZM238 188H240V187H238ZM242 188V187H241ZM245 189H246V186L244 187ZM248 188V187H247ZM12 189H13V187H12ZM15 189V190H16ZM21 189V188H20ZM22 189H23V187H22ZM21 189V190H22ZM26 189V188H25ZM34 190H35V192H37L36 191V189L35 188H33ZM40 189V188H39ZM42 189V188H41ZM40 189V190H41ZM81 189V188H80ZM79 189V190H80ZM90 189H91V187H90ZM93 189H91V190H93ZM234 189V188H233ZM232 189V190H233ZM237 189V188H236ZM245 189H243L242 188V191H241V189H239L240 190V194H239V192H237L238 190H236V191H232V194H236L235 196L238 198V196L239 195H241L242 193H243V191L245 190ZM249 189H251L250 187H249ZM260 189V188H259ZM264 189V188H263ZM33 190V191H34ZM38 190V189H37ZM49 190V189H48ZM77 190V189H76ZM86 190V189H85ZM100 190V189H99ZM113 189H111L110 191L111 192H113V194H114V190L112 191ZM118 190V191H117ZM153 190V189H152ZM157 190V189H156ZM156 190H153V191H156ZM173 191H174V193H175V190L174 189H172ZM171 190V191H172ZM253 190V189H252ZM11 191V190H10ZM20 190H18V192H19ZM27 191V190H26ZM33 191H31V192H33ZM54 191V190H53ZM55 191H56V189H55ZM55 191H54V193H55ZM82 191V190H81ZM87 191V190H86ZM96 191V190H95ZM101 191V190H100ZM135 191V192H136ZM164 191V193H165V191H167V190H163ZM168 191H170V189L168 190ZM172 191V192H173ZM258 191V190H257ZM256 191V193H258ZM259 191H262V190H259ZM16 192V191H15ZM20 192H22V191H20ZM19 192V195L21 194ZM28 192V191H27ZM30 192V194H28V196L30 195L31 196V194L33 195V193H31ZM42 192V190L40 191V193ZM45 192V191H44ZM44 192H42V195L41 194H39V195H41V197L43 196V193ZM57 192V191H56ZM77 192V191H76ZM91 192V191H90ZM89 192V193H90ZM122 192V193H123ZM171 192V193H172ZM205 192H207V191H205ZM227 192H228V190H227ZM233 192H236V193H233ZM244 192H248V193H250V191H244ZM251 192H254V191H251ZM13 193H14V191H13ZM23 193H24V190H23ZM29 193V192H28ZM49 193V192H48ZM52 193V192H51ZM79 193V192H78ZM145 193V194H144ZM154 193V192H153ZM180 193V192H179ZM178 193V194H179ZM237 193H238V195H237ZM259 193H261V192H259ZM11 194H12V192H11ZM15 194V193H14ZM14 194H13V196H14ZM17 194V193H16ZM50 194V193H49ZM85 194V193H84ZM83 194V195H84ZM112 194V195H113ZM131 194H132V196L134 197V195H140L139 197V201L141 202V204H140V202H139V206H138V202L136 201V200H134V199H137L138 200V198L135 196L134 197V199L132 198V196H131ZM142 194V195H141ZM143 194L145 195V197H143ZM148 194V195H149ZM155 194H156V192H155ZM166 194V193H165ZM177 194V195H178ZM246 194V193H245ZM244 193H243V195H241V196H239V197H241V198H243L242 196H244L245 195ZM25 195V194H24ZM76 195H78V194H76ZM75 195V196H76ZM112 195H110V198L112 197ZM115 195V194H114ZM113 195V197H115ZM160 195H161V197L163 198V197H165V196H162V194H161V192H160ZM169 195V194H168ZM172 195H174V194H172ZM180 195V194H179ZM201 195V194H200ZM234 195H232V199H230V200H234L235 201V199H236V197L234 196ZM253 195V194H252ZM257 195V194H256ZM17 195H15V197H13V198H19V196L18 197H16ZM21 196V195H20ZM25 196H27V195H25ZM36 197H33V199L35 198V200L36 199H38V197L39 196H37V195H35ZM47 196H49V195H47ZM46 196V197H47ZM51 196V195H50ZM55 196V195H54ZM79 196H80V194H79ZM91 196V195H90ZM130 196V197H129ZM153 197H154V195H152ZM155 196H158L159 197V193H158V191H157V195H155ZM175 196H176V194H175ZM196 198H198V196L199 195H197L196 194ZM255 196V195H254ZM12 198L11 196H9V194H8V198ZM24 197V196H23ZM22 197V198H23ZM41 197H39V201H40V198ZM45 197V195H44V197H42V198H46ZM53 197V196H52ZM59 197H61V196H59ZM82 197V195L79 197V198H81ZM95 197H93V198H95ZM112 197V198H113ZM158 197H154V198H157L158 199ZM192 197V196H191ZM235 197V198H234ZM247 197V196H246ZM9 198V199H10ZM21 198V197H20ZM41 198V200L43 201H46V199H42ZM50 198V197H49ZM64 198V197H63ZM133 200H132V199ZM154 198H151L150 197V199H154ZM167 198H169L168 196H167ZM175 198V197H174ZM184 198V197H183ZM186 198H188V197H186ZM186 198H184V200L186 199ZM194 198H195V196H194ZM200 198V197H199ZM230 198H231V192H230ZM244 198H245V196H244ZM250 198V197H249ZM251 198H253V197H251ZM25 199V198H24ZM30 198H26L25 200H29ZM31 199H32V196H31ZM30 199V200H31ZM52 199V198H51ZM54 199L56 200L57 199V201H54L53 200V202L51 201L50 203H53V204H50L49 203V201H48V205H47V202H45L46 203V209H44V211L43 212H41L39 215H43V213H45L46 215H48V216H46L45 215V217H44V215L42 216V217H38V218H40V219H42V220H39V219H37L36 217H37V214H36V211L37 210H35L34 208L36 207L35 205H34V203L33 204H31V203H27V206H26V208H24L23 206H22V208H20V205L17 207V209L18 208H20V209H22L23 210V213H24V215L26 214V216H25V218L22 216L23 214L21 213V211L20 212H18V214H17V216L19 215V213H21V216H22V218H24L23 220H24V222L22 221V219L21 218H19V217H21V216H16V213L14 214V215H12V217L15 219H17V220H14V222H11V221H13V220H11L10 219V216H11V213L9 214L8 212H9V210H8V212L6 213V211H5V214H2V215H0V238L3 236L4 238L6 237V239H9V238H13V237H18V239H20L21 240V238L23 237V238H25L26 239V237L24 236V235H26V233H28L27 231H29V233L34 229L32 226H35V225H38V224H45V226L46 225H50V226H52V228L54 229V227L55 226H53V224L54 225H56V222H57V224L58 223H61L62 222V220H64V219H67V220H70V218H72V215H70L69 216V214H67V212H72L71 214H76L75 212H77V211H75V212H73V210L72 211H69L72 207H70V206H66V205H68V204H64V200L62 201L61 200V203H59V199H58V195H57V198L56 197H54ZM64 199H66V198H64ZM78 199V198H77ZM131 201L130 203H131V205H130V203H129V200ZM157 199L156 200H154V201H157ZM176 199H177V197H176ZM19 200V199H18ZM49 200V199H48ZM68 200H71V199H68ZM76 200V199H75ZM80 200V199H79ZM160 200V202L161 201H163V200H161V199H159ZM196 200V199H195ZM195 200H193L194 202H195ZM198 200V199H197ZM237 200V199H236ZM12 201V200H11ZM15 201V200H14ZM19 201H21L22 202V200H19ZM42 201H40V202H42ZM43 201V202H44ZM72 201V200H71ZM110 201H112L110 204H108V202H110ZM132 201H135V203L134 202H132ZM238 201V200H237ZM248 201H250V202H252L251 200H248ZM23 202H25V201H23ZM27 202V201H26ZM25 202V203H26ZM31 202V201H30ZM32 202H35V201H32ZM40 202L38 203L39 205H40ZM55 202H57V203H59V204H55V205H59L60 206V210H61V208L64 210V206H66V208L67 207H69V208H65L66 210H64V213H65V215H63V211H61L60 213H58L59 212V210L57 209V213H56V215L54 216V210H55V212H56V206L54 207V203ZM66 202H68V201H66ZM73 202V201H72ZM83 202V203H84ZM99 202V203H98ZM102 202H104L103 204H102ZM123 202V203H122ZM136 202H137V205H135V206H133L134 204H136ZM236 202V201H235ZM45 203H43V204H41V205H45ZM69 203H70V201H69ZM79 203H81V201L79 202ZM82 203V204H83ZM97 203H98V206H100V207H97V206H95V205H97ZM102 205H101V204ZM132 203H134V204H132ZM163 203V202H162ZM162 203H161V205H162ZM20 204V203H19ZM29 204H30V206H29ZM38 204H37V206H38ZM64 205V206H62V205ZM126 205V206H124L125 207V210H122V207H121V205ZM128 204H129V206H128ZM143 204V205H142ZM169 204H171L172 205V207L170 208V205ZM175 204H177V205H175ZM249 204V203H248ZM2 205H4V204H2ZM18 205V204H17ZM22 205V204H21ZM24 205H26V204H24ZM73 205V204H72ZM168 205H169V208L170 209H168ZM192 205V206H191ZM5 206V205H4ZM32 206V207H31ZM35 206V207H34ZM112 206V207H111ZM133 208H132V207ZM141 207V206H144L143 207V210H141V208H139L140 209V211H139V209H137L138 207ZM153 206H156L155 204L153 205ZM189 206V207H188ZM195 206V205H194ZM193 206V207H194ZM40 207V206H39ZM54 207V208H53ZM64 207V208H63ZM78 207V206H77ZM83 207V206H82ZM188 207V208H187ZM209 207V206H208ZM212 207L213 206H211V209H212ZM3 208V207H2ZM1 208V206H0V209H2ZM6 208H7V204H6ZM42 208V207H41ZM53 208V209H52ZM130 208V209H129ZM131 208H132V210H131ZM145 208V209H144ZM187 208V209H186ZM189 208V209H190ZM250 208V207H249ZM10 209V208H9ZM17 209H14V210H17ZM38 209V208H37ZM40 209V208H39ZM43 209V208H42ZM42 209H40L41 211H42ZM69 209V210H68ZM83 208H81V211L83 212V210H82ZM85 209V208H84ZM93 209V208H92ZM163 209V208H162ZM186 209V210H185ZM210 209V208H209ZM4 210H6V209H4ZM33 210V214H32V216H30L31 215V211ZM47 210H49V211H47ZM79 210V209H78ZM86 210H88L87 208L84 210V211H86ZM120 210L122 211V212H120ZM191 210V209H190ZM249 210V209H248ZM12 211V210H11ZM52 211H53V213H52ZM97 211H94V213H96ZM124 211V212H123ZM2 212V211H1ZM4 212V211H3ZM15 212V211H14ZM34 212H35V214H34ZM53 214H51V213ZM88 212V211H87ZM250 212V211H249ZM62 213V214H61ZM100 213H101V211H100ZM99 213V214H100ZM109 213V214H108ZM144 213H145V211H144ZM154 213V212H153ZM164 213V212H163ZM184 213V212H183ZM13 214V213H12ZM61 214V215H60ZM73 214V215H74ZM78 214H79V212H78ZM82 214V213H81ZM81 214H79V215H81ZM86 214V213H85ZM93 214V213H92ZM91 213H87V215L86 216H88L87 218H90V216H91V218H92V220L94 221H92V220H90V222H92V224H90V223H88L89 221V219H86V223H85V221H84V224H83V227H80V228H82V229H85V228H87V230H89L91 227L93 228V227H100L101 225H103L101 222L102 221H100V219H101V216H102V214L101 215H98L97 213L95 214V215H98L99 216V219L96 221V219L98 218V216H97V218L95 217L94 218V216L92 215ZM155 214V213H154ZM27 215L29 216L28 218H27ZM33 215H36V217L35 216H33ZM60 215V216H59ZM79 215H78V218H79ZM83 215H84V213H83ZM83 215H81V216H83ZM90 215V216H89ZM169 215V216H168ZM16 216V217H15ZM59 216V217H58ZM104 216H102V219H103V217ZM142 216H144V214L142 215ZM146 216H147V213H146ZM152 216V215H151ZM151 216L149 215L148 217H150V219H151ZM186 216V214L184 215V217ZM31 217H33V219L34 218H36L37 220V222L38 223H35V219L33 220ZM46 217H48V218H46ZM68 217H70L69 219H68ZM75 217V216H74ZM77 217V216H76ZM84 218H85V216H83ZM108 217V218H107ZM153 217V216H152ZM183 217V216H182ZM90 218V219H91ZM136 218H138V216L136 217ZM145 219L147 218V217H144ZM26 219V220H25ZM77 219V218H76ZM75 219V220H76ZM81 219V218H80ZM79 219V220H80ZM101 219V220H102ZM104 220V221H107V222H109L108 220ZM111 219V220H110ZM155 219V218H154ZM159 219V218H158ZM169 219V218H168ZM11 220V221H10ZM28 220H30L29 222H28ZM72 220V219H71ZM83 220V219H82ZM138 220V219H137ZM149 220V219H148ZM41 221V222H40ZM88 221V222H87ZM100 221V222H99ZM136 221V220H135ZM139 221V220H138ZM151 221H153L152 219H151ZM157 221V220H156ZM156 221H154V222H156ZM171 221V220H170ZM8 222H11V224L10 223H8ZM40 222V223H39ZM68 222V221H67ZM99 222V223H98ZM109 222V223H110ZM111 222V223H112ZM164 222H165V225H164ZM63 223V222H62ZM94 223V224H93ZM104 223V222H103ZM147 223V222H146ZM146 223H145V225H146ZM65 224V222L63 223V225ZM81 223H79L78 224V222H77V227H78V225H80ZM99 224H100V226H99ZM113 224H111V225H113ZM153 224H155V223H153ZM59 225V224H58ZM57 225V226H58ZM61 225V224H60ZM107 225H109V224H107ZM138 224H136V226H137ZM152 225V224H151ZM45 226H41V227H43V229L39 226V227H37L36 226V229L37 230H39V228H41V231L42 230H46L44 227ZM49 226V227H50ZM56 226V227H57ZM104 226H105V224H104ZM110 226V225H109ZM135 226V227H136ZM138 226H140V225H138ZM137 226V227H138ZM154 226V225H153ZM156 226V225H155ZM155 226L154 227H150V229H153V228H155ZM165 228H164V227ZM55 227V228H56ZM96 228L97 229V231H100V230H98V229H100L101 227H103V226H101L100 228ZM149 227V226H148ZM47 228V227H46ZM91 228V229H92ZM104 228V227H103ZM103 228H101V229H103ZM133 228V227H132ZM131 228V229H132ZM145 228V227H144ZM147 228V227H146ZM95 229V228H94ZM136 229H138V228H136ZM139 229H141V228H139ZM142 229H143V227H142ZM149 229V228H148ZM166 229V230H165ZM31 230V231H30ZM37 230H34L35 231V234H38L36 231ZM49 230H51V228L49 229ZM81 230V229H80ZM86 230V229H85ZM154 230V229H153ZM155 230H156V228H155ZM33 231V232H34ZM40 231V232H41ZM78 231H79V228H78ZM84 231V230H83ZM83 231H81L82 233H83ZM92 232L94 231V230H91ZM101 231H103V230H101ZM105 231V230H104ZM103 231V232H104ZM108 231V230H107ZM106 231V232H107ZM111 231V230H110ZM110 231H109V233H110ZM135 231V230H134ZM136 231H138L139 232V230H136ZM141 231V230H140ZM145 231L146 232H148L146 229H145ZM152 231V230H151ZM168 231H169V229H168ZM168 231H167V233H168ZM32 232V233H33ZM80 232V234H82ZM87 232H89V231H86V233ZM91 232V233H92ZM102 232V233H103ZM142 232V231H141ZM144 232V231H143ZM79 233V232H78ZM85 233V232H84ZM86 233L84 234V235H86ZM95 233V232H94ZM94 233H92V234H94ZM97 233V232H96ZM111 233H112V231H111ZM149 233H151V232H149ZM148 233V234H149ZM152 233H154V232H152ZM151 233V234H152ZM79 234V235H80ZM90 234V233H89ZM138 234V233H137ZM251 234V235H250ZM2 235V236H1ZM97 235V234H96ZM107 235H108V233H107ZM139 235H141L140 233H139ZM147 235V234H146ZM159 235H158V237L157 238H159ZM8 236V237H7ZM27 236V235H26ZM76 236H78V235H76ZM81 236H83V235H81ZM91 236V235H90ZM94 236V235H93ZM98 236V235H97ZM105 236V235H104ZM109 236V235H108ZM110 236H112V235H110ZM110 236H109V238H110ZM135 236V235H134ZM138 236V235H137ZM150 236V235H149ZM92 237V236H91ZM140 237V236H139ZM144 237H146V236H144ZM22 238V239H23ZM78 238V237H77ZM80 238V237H79ZM88 238V237H87ZM93 238V237H92ZM96 237H94V239H95ZM108 238V239H109ZM138 238V237H137ZM28 241H29V239H30V234H29V236H28ZM33 238L31 237V239L30 240H32ZM91 239V238H90ZM89 239V240H90ZM94 239H92V240H94ZM97 239V238H96ZM140 239V238H139ZM139 239H138V241H139ZM148 239V238H147ZM1 240V239H0ZM10 240H12V239H10ZM9 240V241H10ZM16 239H14L13 238V241H15ZM78 240V239H77ZM113 240H114V238H113ZM115 240H117V239H115ZM137 240V239H136ZM153 240V239H152ZM154 240H156L155 238H154ZM2 241H3V238H2ZM5 241V240H4ZM12 241V242H13ZM23 240H21V242H22ZM27 241V240H26ZM28 241H27V243H28ZM76 241V240H75ZM143 241V240H142ZM142 241H139L140 243L142 242ZM144 241H146L145 239H144ZM157 241V240H156ZM226 241V240H225ZM1 242V241H0ZM25 242V241H24ZM83 242V241H82ZM110 242H111V240H110ZM114 242V241H113ZM133 242V241H132ZM139 242H138V244H136V246L138 245L139 246ZM216 242H218V241H216ZM3 243V242H2ZM23 243V242H22ZM78 243V242H77ZM117 243H118V241H117ZM144 243H146V242H144ZM158 243H159V240H158ZM157 243V244H158ZM25 244V243H24ZM81 244V243H80ZM83 244H85V242L84 243H82V245ZM115 244H116V242H115ZM154 244V245H153ZM1 245V244H0ZM88 244H86V246H87ZM111 245H112V243H111ZM117 245V244H116ZM141 245V244H140ZM146 245V244H145ZM156 245V246H155ZM114 246V245H113ZM112 246V247H113ZM190 247V246H189ZM115 248V247H114ZM131 248V249H130ZM107 251V250H106ZM114 251V250H113ZM115 251H118V249H116ZM176 252H179V253H177L176 254ZM103 254H104V252H103ZM105 254H106V252H105ZM133 254V255H134ZM116 259V260H115ZM93 260V259H92ZM97 259H95V261H96ZM100 260V259H99ZM94 260H93V262H95ZM104 261V260H103ZM89 262H91L90 260H89ZM93 262H92V264H93ZM97 262H95V264H96ZM91 264V263H90Z\"/></svg>",
	"mask_w": 264,
	"mask_h": 264
}]
</instances>
